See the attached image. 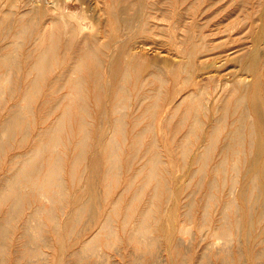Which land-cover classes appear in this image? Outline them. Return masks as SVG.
Instances as JSON below:
<instances>
[{"label": "rangeland", "instance_id": "rangeland-1", "mask_svg": "<svg viewBox=\"0 0 264 264\" xmlns=\"http://www.w3.org/2000/svg\"><path fill=\"white\" fill-rule=\"evenodd\" d=\"M73 12L84 17V20L87 24L85 28H80L79 26H77L75 20H72L69 18V14ZM60 14H64L66 21L60 18L61 16ZM23 15H25V17ZM1 18H3L4 21ZM15 19L17 20V22ZM22 19L24 22L21 21ZM131 20H132V23H130ZM0 21H1L0 22V46H1L0 50H2L0 52L6 51L5 50L6 48L2 49V47L5 46L4 44L7 43L6 41H16V40L19 41L20 40L19 42L20 48L18 51V53L20 52V54L18 55L20 58L19 60H20V66H21L19 67V65H17L15 67H19V69L13 67L14 70L12 68L10 69L11 71L9 72L13 75V77L12 75H10L11 79L15 78L14 81L16 80L15 81L16 84L14 83L13 80H11V82L9 83L8 82L3 83L5 84V86L3 84H2L3 86H0V88H2L0 89V91H3V93L0 92L1 94L0 95V125L4 124V118L7 117V114H10L12 112L11 106L14 104H18L20 99L24 97L23 93L25 92V90H27L28 87L30 88L31 92L36 91L35 93L32 92V94L28 98L29 100L27 99L26 101L20 102L21 106H23L24 104H28L27 106H23V111L25 113L22 118L23 119L25 118L24 120L21 119L19 123L16 122V124L13 123L12 125H10L11 127H9L7 130H4L5 133H2L3 131L1 128L3 127L0 126V131H1L0 132L1 134L0 135V188L2 187V184L6 185V183L3 181H6L5 179H6V176H8L7 174L9 173V171L11 173V171L15 169L13 167H16L17 160L22 159L23 158L22 155L27 154L32 149H35L40 139L39 135L42 136L44 134L43 132H45V129L54 126L57 121L56 119H58L59 116H61L62 120H64L67 118V115L69 113L71 115L73 111H75L74 113H77L78 111L82 112L83 113V114L81 113L82 118H84L85 116V118L82 119L80 116H78L79 112L76 115L73 114V116L75 115L74 117L69 115L68 118L69 117L71 118L70 124H69L70 118L69 119L67 118L66 120H64V124L62 125V128L59 133L60 134L59 137L62 139L60 140L59 138L58 142L61 141V144L60 143L58 144L61 147L58 145L59 147L58 146H57L58 148L56 147L57 150L54 147L56 151V152L54 151V153H61L62 158L64 155L62 154V151L65 150L64 151L65 155H68V156H64L65 159L66 157H68V159H66L67 161L64 162L63 160L65 159L64 158L62 159L63 161L62 164L63 163L65 164V165H62V179L65 180L66 187L69 189V193H70V196L68 195L69 196L68 200L64 199V202H63L62 199L59 200V198L57 199L55 198L56 201L52 202V199H51V203H50V199L45 198L42 194H40L39 190L36 191L37 190L36 188L33 189L30 186H29L30 188H28V186H26L27 188H25V186L23 185L22 188H25V189H22V199H21L22 205L19 209L20 212L17 213L18 216L16 215V213L12 215V212L14 210L11 207V204L13 203V198L8 200L5 203L4 202L0 203V225H2V223H5L6 226L7 225L10 226L9 229H8L9 226H7L8 231L6 230V232L0 231V261L2 260L0 264H17V263L18 264H76V263L77 264H105V263L106 264H112V263L114 264H264V240L263 241L261 240L262 237H263L262 239H264V234H262L264 233V229H263L264 228V222H263L264 216L262 217L259 216L260 214L264 215V211H263L264 210L263 208L264 200L261 201L262 199H264V197L262 198V196H264V187H262V185H264L263 183L264 182V177H263L264 176V166H263L264 165V153H263L264 152V125L262 124L264 123V113H263L264 112V78H263L264 77V74H263L264 73V42H263L264 41V0H0ZM25 22H27L29 25L32 22L30 25L31 30L29 28V25L26 24L28 25L26 32L27 30L28 32L26 33L24 31L18 37L19 29L22 28L21 26L25 25ZM125 22L127 24L130 23V25L125 24ZM33 26H35L34 27L35 29L33 28ZM15 27H18V28L16 29ZM9 29H11L12 31L14 29V31L12 32ZM50 31L52 32V35H50L51 34ZM9 32H12L13 35ZM15 32L16 34H14ZM4 34L8 35V37H6ZM15 37H18V39ZM38 37L39 39L37 42L36 39ZM32 42L33 44H31ZM52 42H54V44L56 45L54 46L53 48L54 50L52 51L48 59L49 61L47 60L45 64L41 65V67L39 68L35 67L34 62H33L34 67H33L32 75L29 76L27 79L28 67L30 68V65L26 62V59H27L26 57L28 56L27 53L30 50H32L31 47H34L33 50L36 48L34 50V53L39 50L37 53L33 54V61H34L36 57L35 55H38V53L40 52V47L43 46V48H46L45 46ZM94 42H96L97 44ZM90 46L93 49L89 48ZM201 47L202 48L204 47V50H202ZM196 48L198 49L199 52L196 50ZM88 49L89 50L92 49L93 51L92 50L88 51ZM200 50L202 52H200ZM249 51H251V53ZM94 52H95V56L93 55ZM91 56H93L92 58H96L98 60L96 62L100 63L101 61L103 64L96 63L95 62L96 59H92ZM21 58H22V61H21ZM258 59L260 60L257 61ZM85 60L86 62L84 63ZM80 62H82L81 65L83 66V68L82 66L80 67V64H79ZM155 62H157V64ZM76 63L78 64L77 66H75ZM256 63H259V64H256ZM25 65L27 67H25ZM253 65H255V67H253ZM78 66L79 68H77ZM194 67L196 69H194ZM246 67L247 69H245ZM20 68H22L21 70L22 72L20 71ZM191 68L193 69L191 70ZM254 68H256L257 71ZM15 69L17 71H15ZM72 69H76L75 71L76 73ZM163 69L165 70V72L163 71L164 73L162 72ZM158 70H160L161 72ZM247 70L248 72L250 71V73H248ZM3 71L5 70H1L0 72H3ZM13 71L19 74L13 73ZM257 72L259 73L262 72L263 75L258 74ZM125 73H127V75ZM153 73H156L157 75H159L158 76L159 79L163 77L164 81L157 80V78L154 77ZM156 74L155 76H157ZM234 74L235 75L237 74V75L234 76ZM61 75L63 76V78H61L60 80ZM16 76L21 79H18ZM33 76H36L37 79L36 77H33ZM64 76L67 81L64 80L65 79ZM231 76L233 79L231 78ZM32 77L34 78L33 79L34 83H31ZM38 77L40 78L39 80H38ZM72 77L75 79L78 77L82 78L83 80L82 84H83V87H85L84 89L85 91L83 90V88L80 89L81 87H79V86H82L80 85L82 81L79 80V78L77 79L78 81H76ZM237 78L238 80L248 78L247 80H251L253 82L249 81L250 84L246 88L243 87L242 89L241 88L236 89ZM70 80H72L71 81L72 83L70 82ZM208 80H210L209 83L206 82ZM79 81L81 82L79 83ZM259 81H261L262 83L261 82L259 83ZM76 82L79 83V86L77 85L78 83L76 84ZM206 83H208L209 85ZM232 83L233 85H231ZM9 84L11 86L14 85V90L16 89L15 91L16 93H14V95L10 93V88L8 91L7 86ZM59 84L60 86L61 85L62 86L60 87ZM73 84L77 86L75 87L76 90L73 87L74 86ZM202 84L205 85V88L203 87ZM227 84H229L228 85L229 87L226 86ZM52 85L53 86L55 85V87H53ZM35 86L37 87V89ZM222 86L225 88H222ZM3 87H6V88H3ZM57 87L59 90L58 93L60 94L56 93ZM71 87L73 88V90L70 89ZM201 87H203L204 90ZM78 88L80 90V93L76 92ZM217 88L219 89V91ZM122 89H125V90H122ZM81 90H83L85 94L84 93L81 94L82 92ZM72 91L74 92V94H72L73 93ZM192 91H194L193 93H196V94L198 91L199 92L202 91V94L201 92L200 93L198 92V94H201L202 96L201 101H203L202 106L199 107L198 111L195 110L197 109L195 107L196 96L191 95L193 94L191 93ZM206 92H207V95H206ZM75 93H77V96H78V93L79 95H81V96H78L77 100H76L77 96H74L76 95ZM159 93L161 95H159ZM189 93H190L189 96H192V98L194 97L195 98L192 99L191 97L186 95ZM7 94H9L10 96L13 95L12 96L13 99H11L12 97H10ZM61 94H63L64 97H62ZM68 94H72V96ZM144 94H147L146 95L147 99L150 98L148 99V101H146L147 99L145 98V96H143ZM151 94L152 96H148ZM82 95H84V97H82ZM203 95L204 96L206 95L207 97L206 96L204 97ZM218 95L220 96L219 98H217ZM240 95H243V98ZM257 95L258 97L256 99ZM31 96L32 98H30ZM59 96L61 98V101L64 99L65 102L63 101L61 102ZM68 97H71L70 100L72 99L74 100H72L71 102ZM119 98H121L120 100L122 101H120ZM204 98L205 99L208 98L207 102L208 100L209 102L207 104L209 105L208 108L210 110L207 108V104H204L206 103V100ZM258 98L260 100H258ZM46 99H48L50 102ZM79 99H81L80 101H83V102H80V104L78 103ZM139 99L140 100L144 99L146 103L147 102L149 103L147 104L145 102L142 103L143 100L140 103ZM155 100L157 101V103ZM235 100L239 102L238 106H236L237 101L235 102ZM240 100H242L241 103H240ZM57 101H59L60 103H57ZM180 101L182 105L180 104ZM210 101L212 102V104H210L211 103ZM116 102L117 103L122 102L120 107H118L119 104H116ZM63 103L64 105L69 104L70 106L73 105L74 107L72 106V109H68L69 105H65L66 106L65 107L63 106ZM81 103H85L82 105L83 106L86 105V106L85 107L79 106L81 105ZM151 103L153 105L156 103L157 105L156 106L154 105L155 107H152L153 105ZM245 103H247L248 107H250V111H248L250 113V117H248V119L249 118L251 120L253 119V122H251V120H249L248 122H250L249 125L252 126V128L254 126V130L253 129L251 130L250 128L247 131L251 130L253 133L250 134V132H246V134L244 135L246 136V139L248 140L251 139V136L253 140L254 139L256 141L260 140L259 143L263 144L262 145L263 147L262 149L258 150L257 147L255 146L246 147L243 145L244 146L243 147L241 146V144H238V145L234 144V146L228 149L229 150L228 152L227 148L229 147L225 145L228 142L229 138H231L232 136V133L230 132L234 131V127H235L233 124V127L230 128V125L232 126V123L236 121L235 119L237 118L239 119L238 114H240L239 112L242 111V107L247 108ZM54 104L55 105L59 104L58 106L59 109H56L57 105L55 106ZM179 104L181 107L180 106L177 107V105ZM4 105L6 107H4ZM234 105H235V109L233 110ZM239 105L241 106L240 110L238 108L240 107ZM243 105H245V107ZM31 106L32 108H30ZM51 106H54V107H51ZM204 106L207 108V109L205 108L207 113L203 109ZM24 107L27 109H24ZM80 107L81 108L83 107L82 110L84 112L81 111ZM115 107L116 108L118 107V108L115 109ZM124 107H126V109ZM77 108L78 109L80 108V109L78 110ZM49 109H50V112L54 110L53 111L54 114H52L51 116L49 115L50 112L48 113ZM123 109L126 113H123L124 112ZM146 109L148 113H145V116H144V112L146 111ZM148 109H151V110L149 111ZM67 110L68 112L71 110V112L66 113ZM114 110L115 112H117L116 110H118V112L115 113ZM184 110L186 111L185 112L186 114H184ZM85 111L86 112L88 111L89 116L87 115ZM177 111L178 113H176ZM195 111H197L198 113ZM230 111H234L233 113L235 116L233 118H232L233 113H231ZM63 112L64 114H62ZM187 113L189 115H187ZM196 113L197 115H199V113L201 114L200 116H196ZM220 113H222L223 116ZM225 113L229 117H226ZM152 114L154 115L152 116ZM56 115H59V116L57 117ZM62 115H64V117ZM120 115L122 117H120ZM180 115H181L180 117L181 120L179 118ZM123 116H126V117L124 118ZM79 117L83 121L80 120ZM185 117H187V119L184 120L183 118ZM194 117L195 119L196 118L199 119L198 123L201 120L205 124L202 122L203 125H201V122H200V125H201L200 126L198 123L194 121L195 120L193 119ZM48 118H49V121L47 120ZM214 118L216 119L214 120ZM219 118H220V122L222 121L221 123L218 121ZM223 118L228 119V121H225L227 122L226 124ZM85 119L88 123L84 121ZM116 119H121V122H119ZM182 119L184 122L182 121ZM190 119L191 120L193 119V120L190 121ZM122 120L125 123L124 122L122 123ZM150 120L152 121V124L151 123L149 124V122H151ZM177 120H179L180 122ZM80 121L83 123H81ZM193 121L196 124H193V127H192V123H194ZM115 122H117L118 125ZM135 122H139L138 123L139 125L136 126ZM114 123L116 124L115 127L119 126L121 127L120 129L123 128L122 131L118 127L114 128ZM146 123L148 124L146 125ZM181 123H183L182 126H181ZM252 123L253 125H251ZM71 124H72V127L70 126ZM119 124H121V126ZM214 124L219 126L218 128L219 129L221 128L222 131L217 130L216 132L215 129H218V128L216 127L214 128L213 126ZM148 125L150 126L151 129L154 128L155 130L149 129V132L142 131L144 129H147L148 127L146 126ZM184 125L186 128L184 127ZM225 125H228V127L226 126V128L224 127L225 129H223L222 127ZM77 126H80V131L82 130V132H79V134H77L78 129H79V127ZM105 126H106V129H105ZM196 126H198L197 129L194 128ZM81 127L87 128L88 131L86 132L85 131L86 129L83 130ZM202 127L204 128L203 129L204 131L202 130ZM193 128L196 130H194ZM257 128L258 129L260 128L261 132ZM14 129L15 131H13ZM112 129L113 131H111ZM116 129L117 131L120 130L121 132H117ZM18 130L19 132L21 131V133H19ZM189 130H192L190 131L191 133L186 132ZM223 130L226 131L225 133L227 134L225 133L223 134L224 132ZM61 131L64 132L65 134L67 133L66 135H69L70 138H68V136H66L64 133L62 134ZM83 131L85 132V134L83 133ZM193 131L194 132L196 131L194 133L195 134L194 136H193ZM201 131H202V134H201ZM208 131L211 132V135H210V132L208 133ZM218 131L222 132L221 135H219L220 132L218 133ZM72 132L75 134H73ZM133 132H134V135H133ZM144 133H147V134H144ZM212 133L214 134L215 138ZM185 134L186 135L189 134V137H186ZM222 134L225 138L222 136ZM254 134H256V137ZM257 134L259 135L257 136ZM62 135L63 136L65 135V137H61ZM190 135H192L193 137ZM203 135L204 137L206 136L205 140H204V137L202 138ZM226 135L228 136L226 137ZM72 136H73V139H72ZM109 136L111 138H109ZM133 136L136 139H140V140L136 143L135 141L136 139ZM198 136L201 141H199ZM221 136H222L221 140H223L224 138L223 142L219 141ZM83 137L85 139H83ZM122 137H124L125 139ZM153 137L154 138L156 137L155 138L156 140ZM182 137L185 139H183ZM216 137H219V139H216ZM81 138L83 139V141L85 140V142H87V146H85L86 145L85 142L79 143ZM86 138H87V141H86ZM186 138L187 139L189 138L188 140L191 141L190 145L187 144V142L185 141ZM104 139H106V142H107V139H114L115 141H119L121 143L120 144L121 147L120 145H117V148H115V151L117 153L113 150L114 154L116 153L115 155H117V156H114V159L117 160L116 163L114 160V163L116 165H114L113 162H112L113 165L109 164L111 163L110 161L108 162L109 155L107 154L109 153L108 151L111 149L110 147H108V145L106 146L104 145L106 144V142L102 143L105 141ZM76 140L78 141L77 142L78 146H77V143H75ZM214 140L217 143H215ZM131 141L132 142L135 141V142L132 143ZM140 141H142V143ZM181 141H183V144L186 142L185 145L187 144V147L183 144L181 145V147H179V145L182 143ZM71 142H72V145L70 147V144L68 143H71ZM203 142H205V144ZM64 143H66V146L68 149H63L65 145ZM116 143L119 144L118 142ZM134 143L137 145L136 147L138 149L139 148H142V149H139V150L135 149L136 147H134L135 146ZM199 143L200 144L202 143V144L200 145ZM153 144L154 146L156 145L157 148L154 147ZM203 144H204V147L206 146L205 147L206 150L204 149ZM215 144L216 145L218 144V145L216 146ZM75 145L77 147H75ZM81 146H83V148ZM85 147H86V150L84 152L83 150L85 149ZM105 147L106 149H104ZM207 147H209L208 148L209 151L207 150ZM221 147L222 148L227 147V148L226 149L223 148L222 149L223 151H222ZM241 147L242 148L246 147V149L250 147L249 149L251 150L242 149ZM183 148L188 149L189 151L188 150L185 151V149L183 150ZM201 148H202V151H201L202 153L199 152ZM212 148H214L213 153L211 151ZM235 149L236 151H234ZM74 150L75 151L77 150V151L75 152ZM147 150L149 153L147 152ZM181 150L185 151V153H183V151L181 152ZM203 150L205 151L204 153H203ZM237 150L239 151V153H236ZM79 151H81V153H77ZM142 151L144 152L142 153ZM154 151L158 155H155ZM158 151L163 156L162 155L159 156L160 154ZM249 151L250 152L252 151L251 152L252 154ZM50 152L51 151H48L47 153V151H45L39 157L38 162L40 163L43 161L42 163H40L42 164V166L44 165L42 167L44 168L43 170L47 169L49 166L51 159L48 160V158L52 157L51 155L52 153ZM137 152L140 153L141 156ZM146 152L148 154L147 156L144 154ZM208 152H209V155L210 153L212 155L208 156ZM231 152H233V154H230ZM240 152H242V154ZM132 153H134V155H136L137 153L140 157L135 158L133 157L134 155H132ZM181 153H183V155ZM226 153H228V155ZM254 153L255 154L261 153L263 156L261 154L260 156L257 154L255 156ZM74 154L76 155V159L75 157L73 158V156H75ZM200 154H201V158H200ZM244 154L246 155L244 156ZM17 155H19L20 158H17L18 157ZM47 155H48V158H46ZM83 155H85L84 156L85 158L83 157ZM148 156L152 158L155 157L156 159V161L154 162L155 164L154 163L150 164V162L152 161H150L151 158L149 159ZM211 156L212 158H210ZM225 156H227L228 158ZM183 157L185 160L181 159ZM243 157L244 158L248 157L246 159L247 161H245ZM259 157L262 159H260ZM14 158L15 160H13ZM69 158L70 159L72 158L71 160L74 159L73 162L78 159V162L72 166L73 162ZM253 158L255 160H253ZM256 158H259V159H256ZM146 160L149 162H144ZM157 160H159V162L163 161L164 163H159ZM218 160L220 161V163L218 162V164H216ZM257 160H258V163H257ZM204 161L206 165H204ZM224 161L227 163H225ZM80 162H83V164L81 165ZM254 162L257 164H255ZM117 163H118V166H117ZM233 163L236 164L237 166L234 165ZM149 164L153 166L150 168ZM157 164L161 166L159 167ZM250 164H252L253 166ZM154 165L158 166L157 167L158 170H156V166L154 167ZM246 165L248 168L246 167ZM141 166L142 168H140ZM230 166L232 167L236 166V168L239 169L238 172L240 171V173L237 172V174H240V176L237 177V175L235 174L236 171H234L235 167L234 168L231 167L233 169L232 170ZM116 167H117V170H116ZM143 167L145 169H143ZM153 167L154 169H152ZM242 167H244L245 169ZM112 168H114L115 170L113 169L114 170L113 171ZM196 168L200 169V171ZM217 168L219 170H217ZM73 169H75L76 172H74L75 170L73 171ZM142 169L145 171H143ZM201 169H203V171ZM262 169H263V172H261ZM109 170L110 172L113 171V173H110ZM138 170H139V173H141V175L138 174V176H136V174L138 173ZM150 170L151 171L156 170V171H153L151 173ZM193 170H196V174ZM248 170H249V173H247ZM107 171L109 174H107ZM117 172H118V175H116ZM155 172H157L158 174L155 175ZM254 173H257L255 174L256 177L255 176L253 177ZM232 175L233 176L236 175V176L233 177ZM251 176L255 179H252ZM72 178H74V180H72ZM213 178L214 180L217 179L216 180L217 182L213 181L216 184H212L210 186V184L212 183V182L210 183V179H213ZM229 178H232V179L234 178L232 183H234V180H236V185L235 183L233 185L235 187L234 188L231 186L230 187L231 189L233 188V190L237 189L238 192L235 190L234 191L236 193L233 190L228 192V190H230L228 188L229 185H232L231 183L232 179H229ZM146 179H148L149 181L147 182ZM150 179L153 183L150 181ZM226 179H228V181H226ZM130 181L131 182L133 181V183H130ZM198 181H201L198 184L199 186L197 185ZM223 181H226V183H222ZM249 181L250 182L253 181L255 183L257 182V184L252 183V182L249 183ZM128 182L129 184L131 185L134 184V185L131 187L128 184ZM246 183H248V185ZM156 184L158 185V187L156 186ZM149 185H151V187ZM154 185L156 187H154ZM216 185L217 186L219 185V187H217ZM241 185L243 187H240ZM252 185H255V188L252 187ZM91 186L93 187L96 186V187L93 188ZM212 186L213 187L215 186L216 189L218 188L217 191ZM77 187L78 189L76 190ZM88 187L93 188L92 190L93 194H92V191H90L91 189L89 190ZM142 187L144 190L140 189ZM144 187H146V189ZM31 188L32 190H30ZM79 188H81V190ZM135 188L137 191L135 190ZM155 188L156 189L158 188L157 189L158 191L156 192L159 195L156 193L157 195L153 199V197L151 196L155 195L154 194ZM250 188H253L255 192L252 191V189ZM242 189H244V191L245 189L246 190L248 189L247 190L248 192L247 191H246L247 193L245 192V196H248L246 200H245L246 197L244 198L243 193L240 194L241 191L243 192ZM18 190L20 189L18 188ZM24 190L26 193H24ZM49 190L50 189L47 190L48 192L47 196L50 195L51 190L50 191ZM210 190H211V193H210ZM250 190L252 191V193ZM257 190L258 192L259 190L261 191L258 193ZM140 191L142 194L140 193ZM137 192L139 193V195ZM144 192L146 193V195L144 194ZM148 192H151V193H148ZM208 192L210 194H207ZM230 192H233V194H231ZM79 194L80 195L82 194L81 196L82 197L84 196V199L80 197ZM251 194L253 196L261 195L259 196L261 198L258 197V199L254 200ZM25 195H26V198H25ZM73 195L75 199L71 198L73 197ZM132 195L135 196L136 202ZM208 195H211V196H208ZM89 196L91 197L88 198ZM93 196L94 198H92ZM212 196H215V198L214 197L210 198L211 200L213 199V201L209 200V197H212ZM233 196H234V200L236 198H237L236 201L238 200L237 202L235 201L236 206L233 201ZM131 197H133L134 202ZM141 197L143 198V200ZM205 198L208 199L209 204L206 203L207 201L205 202L206 200ZM61 200L62 202H60ZM79 200L81 201L80 202L81 205L79 203ZM129 200L130 201L132 200L131 203ZM258 200H259V203H258ZM10 201H11V204L9 203ZM71 201H73V203ZM83 201H85L86 203ZM89 201H92L93 204H91ZM114 201L116 203H113ZM141 201L143 203H141ZM168 201L170 203H168ZM227 201L229 202L233 201L230 203L232 208L231 206L229 209L227 208L229 206L228 205L229 202ZM190 202L192 203L190 204ZM251 202L254 205H251L252 204ZM54 203L55 205H53ZM87 203L92 206L91 209L89 208L90 205L89 206L86 205ZM112 203L115 204L114 206L116 207V210L114 207H112L113 206ZM237 203L239 206L238 208H237ZM29 205L30 207H27ZM51 205L55 207L54 209L56 210L57 219L60 222L59 223L60 228L62 227L61 230L60 228L54 230V222L51 220V218H49L48 213L46 214L45 210L49 207H52ZM60 205L61 207H59ZM94 205L95 206L97 205L98 209L95 208ZM128 205L129 206L132 205V206H130L128 209ZM203 205L206 207L210 205L209 206L210 208L208 207L206 209V207H203ZM36 206H39V207L41 206V208L44 206L45 208V209L43 208V212L44 211L45 212L44 213L42 212V214L37 217V220H40L42 222V225L44 226H42V229H39V230L34 227H30V229L23 230V228L26 226V219L28 215L32 212L30 210H35ZM75 206L76 208H74ZM81 206L83 207L85 206L86 210L85 209L80 210L81 213H78L77 211L79 210L78 207H81ZM254 206H256V208H254ZM124 207H127L126 208L127 210ZM146 207H148L149 209ZM204 208L207 211L206 214H205ZM258 208L259 210L257 211ZM75 209H77L76 210L77 212L75 211ZM146 209L150 210V212L149 211L146 212L147 211ZM69 210H71L70 213H69ZM236 210H238L237 213H234ZM124 211H126L125 213L127 214L128 217L129 215L137 216L139 214L138 215L139 217L133 216V221L134 222L136 221L137 223L136 222L134 223L133 221L130 222L131 216L128 219V217L125 216L126 214L123 213ZM128 211H129V214L127 213ZM223 211H226V212H224L223 214ZM153 213H155V216ZM78 214H81V215H78ZM82 214L84 215L82 216ZM123 214H124V217H123ZM156 214H157V218H156ZM185 214H187V216ZM202 214L203 215L205 214V215L203 216ZM228 214L230 216L232 215L231 218ZM251 214L254 215V216L252 215L253 218L251 217ZM63 215L65 218L63 217ZM223 215L226 216V219H228L229 221L226 220ZM13 216L15 219L13 218ZM144 216H146L147 218ZM221 216L224 217V219L226 220L225 224H223L224 219H222ZM238 216H239V219H238ZM74 217L76 218V220H78L81 217V220L76 221L74 220ZM126 217H127V220H125ZM106 218L110 220L111 222L109 221L106 223V221H108L106 220ZM141 218H145V219L142 221ZM152 218H154L155 221L158 219V221L156 222V225L155 223H152L153 222ZM220 218L223 221L222 220L219 221ZM251 218L253 221L251 220ZM260 218H262L261 221H258ZM150 219H151V222H150ZM249 219H250V222H248L249 223L248 224L247 221ZM69 220H71V222ZM145 220L146 222L148 221L150 225H148V222L146 224L144 222ZM127 221H129V223ZM139 221L144 222L143 226H146V228L143 227L142 225H139L140 223ZM234 221H235V224H234ZM239 221L241 223H239ZM33 222H36V221L33 220ZM33 222H31L30 226H33ZM251 222H253V224ZM71 223H73L74 225ZM100 223L102 224L103 227L104 226L105 227L104 228L101 227ZM104 223L107 224L108 226L104 225ZM250 223L252 224L254 228L250 226L251 225ZM109 224L113 226V229H111L112 231L114 230L112 234L109 230L112 227H109ZM136 224L137 226H135ZM50 225H52V227ZM210 225H213L211 226L212 229L211 228L208 229ZM228 225H229V228H228ZM239 226L241 228H239ZM71 227L74 230H71L70 229ZM132 227H134V229ZM139 227L143 229L142 231H140L142 232L140 234L144 238L137 239L138 237L137 236L135 237V235L131 238V236L133 235V232H136L135 229ZM226 227L228 229H226ZM243 227L246 229L242 230ZM144 228L148 232L147 231L143 232ZM213 228L214 229L218 228L219 230L217 229V231L216 230L213 231ZM224 228L226 229V231L228 230L229 233L230 232L232 233V235L230 236L233 239L232 243L229 242L231 241L230 237H226L227 235L222 234L223 230H225ZM257 228H259L260 230L262 229V230L261 231L259 229L257 230ZM101 229H104L105 231ZM239 229L241 230L242 234L239 233L240 232ZM37 231H39L41 235L38 234L39 232ZM213 232H215V236L212 237ZM217 232L219 233V235H217L218 234ZM233 232L239 233V234L234 233L236 235L235 236ZM149 233H151V236L155 237L153 238L154 242H152V239H151L152 237L150 236ZM256 233L258 234L260 233V236H258ZM29 234L31 238H28ZM240 235L243 237L241 238ZM35 237L37 239H35ZM158 237H161V238H158ZM236 237H239V239ZM254 238L256 239V241ZM89 239L90 240L92 239V242L95 240V242L92 243L90 242ZM248 239L250 240L249 243L247 242ZM34 240L35 242L33 243ZM155 240H158V241H155ZM222 240L224 241V243L222 242ZM30 241H32V243ZM143 241L145 243H143ZM177 242L180 244V246ZM228 242L230 243L229 245H227ZM241 242H242V245H241ZM146 243H148L149 245L151 244L152 246L151 245L149 246L147 244L148 245L147 247L152 248V249L148 250V248L146 247ZM24 244H26L27 246ZM86 244L87 246L92 247L90 248V250H93V249L97 250L98 253L96 252V255L86 254L87 256L83 257L85 256V254H82L78 251L81 249V247H84ZM156 244L158 245V247H156L157 246ZM154 247H155V250H154ZM206 248L207 249L209 248V249L207 250ZM1 249L3 250L1 251ZM240 250H242L241 252L242 254L240 253ZM76 251L79 254L76 255L75 254ZM45 253L46 254L48 253V255H45ZM254 254H258V255H254ZM240 255H243V258H241L242 256L240 257Z\"/></svg>", "mask_w": 264, "mask_h": 264}, {"label": "bare ground", "instance_id": "bare-ground-1", "mask_svg": "<svg viewBox=\"0 0 264 264\" xmlns=\"http://www.w3.org/2000/svg\"><path fill=\"white\" fill-rule=\"evenodd\" d=\"M44 4H45V3H44ZM15 5H16V4H15ZM57 5H58V4H57ZM51 6H52V4H51ZM54 6H55V5H54ZM13 13H14V12H13ZM17 13H18V12H17ZM60 15H61L60 18H62L64 21H66V19H65V17H64V14H60ZM7 16H9V15H7ZM23 16L25 17V15H23ZM23 16H21V17H23ZM5 17H6V16H5ZM14 17H15V16H14ZM16 17H18V16H16ZM69 18L72 19V20H75L77 26H79L80 28H85V27L87 26V24H86V22H85V20H84V17L81 16V15H79V14H77V13H75V12L69 14ZM129 18H130V17H129ZM1 19L3 20V18H1ZM24 19H25V18H24ZM127 19H128V18H127ZM15 20H16V19H15ZM3 21H4V20H3ZM21 21H23V19H22ZM21 21H20V23H21ZM0 22H1V21H0ZM16 22H17V20H16ZM23 22H24V21H23ZM27 22H28V21H27ZM27 22H25V25L21 26L22 28L19 29V35L17 34L18 37H19L20 34L23 33L24 31L26 32L27 26L29 25ZM18 23H19V22H18ZM29 23H30V22H29ZM31 23H32V22H31ZM31 23H30V25H31ZM130 23H132V20H131ZM130 23L127 24V23L125 22V24H127V25H130ZM22 24H23V23H22ZM22 24H21V25H22ZM26 24H28V25H26ZM30 25H29V28H30ZM11 26H12V25H11ZM13 26H14V25H13ZM19 26H20V25H19ZM34 27H35V26H33V28H34ZM10 28H11V27H10ZM13 28H14V27H13ZM15 28L17 29L18 27H15ZM54 28H55V27H54ZM34 29H35V28H34ZM9 30H11V29H9ZM9 30H8V31H9ZM30 30H31V28H30ZM8 31H7V33H8ZM11 31H12V30H11ZM13 31H14V29H13ZM13 31H12V32H13ZM15 31H17V30H15ZM32 31H33V30H32ZM51 31H52V30H51ZM51 31H50V33H51L50 35H52V32H51ZM12 32H9V33L12 34ZM27 32H28V30H27ZM27 32H26V33H27ZM26 33H25V34H26ZM11 34H10V35H11ZM14 34H16V32H15ZM4 35H5V34H4ZM10 35H9V36H10ZM12 35H13V34H12ZM5 36L8 37V35H5ZM94 36H95V35H94ZM18 37H15V38L18 39ZM9 38H10V37H9ZM30 39H31V38H30ZM34 39H35V38H34ZM38 39H39V37L36 39L37 42H38ZM1 41H2V40H1ZM4 41H5V40H4ZM215 41H216V40H215ZM6 42H7V43H6ZM6 42H4V43H6V44H4L5 46L2 47V49H3V48H6V49H5L6 51L0 52V69H1V70H5V71H3V72H0V86H3V85L5 86V84H3V83H6V82L9 83V82H11V80L14 81L15 78H14V79H11V76H10V75H12V74L9 73V72L11 71L10 69H12L13 67H15V66H17V65H19V67H21V66H20V60H19L20 58H19V55H18V54H20V52L18 53L19 48H20V47H19V46H20V43H19L20 40H19V41H18V40H16V41H6ZM263 42H264V41H263ZM22 43H23V42H22ZM22 43H21V44H22ZM94 43H96V42H94ZM18 44H19V45H18ZM31 44H33V42H32ZM34 44H35V43H34ZM37 44H38V43H37ZM96 44H97V43H96ZM193 44H194V43H193ZM55 45H56V44H54V42H52V43L46 45V46H45L46 48H43V46H41V47H40V52L38 53V55H35L36 57H35V60H34V61H33V54L37 53L39 50H38V51L36 50L37 52L34 53V50H35L36 48L33 50L34 47H31L32 45L30 46V47L32 48V50L29 49V50H30V51L28 52L29 54L27 53L28 56L26 57V58H27V59H26V62L30 65V68L28 67V72H27L28 75H27V79H28L29 76L32 75L33 67H34V66H33V62H34L35 67H38V68L41 67V65L45 64V62L49 59V57H50L52 51L54 50L53 48H54ZM204 45H205V44H204ZM204 45H203V46H204ZM195 46H196V45H195ZM195 46H194V47H195ZM197 46H198V45H197ZM0 47H1V46H0ZM199 47H200V46H199ZM257 47H258V46H257ZM37 48H38V47H37ZM89 48H92V47L90 46ZM138 48H139V47H138ZM201 48H202V47H201ZM7 49H8V50H7ZM92 49H93V48H92ZM92 49H90V50H92ZM205 49H206V48H205ZM256 49H257V48H256ZM90 50L88 49V51H90ZM196 50L198 51L197 48H196ZM202 50H204V47L202 48ZM0 51H2V50H0ZM84 51H85V50H84ZM92 51H93V50H92ZM92 51H91V52H92ZM194 51H195V50H194ZM251 51H252V50H251ZM251 51H249V52L251 53ZM254 51H255V50H254ZM198 52H199V51H198ZM200 52H202V51L200 50ZM192 53H193V52H192ZM196 53H197V52H196ZM259 54H260V53H259ZM259 54H258V55H259ZM89 55H90V54H89ZM93 55L95 56V52H94ZM190 55H191V54H190ZM87 56H88V55H87ZM251 56H252V55H251ZM92 57H93V56H91V58H92ZM133 57H134V56H133ZM188 57H189V56H188ZM248 57H249V56H248ZM259 57H260V56H259ZM52 58H53V57H52ZM88 58H90V57H88ZM244 58H245V56H244ZM246 58H247V57H246ZM253 58H254V57H253ZM29 59H30V60H29ZM54 59H55V58H54ZM92 59H96V58H92ZM259 60H260V59H258L257 61H259ZM21 61H22V58H21ZM48 61H49V60H48ZM77 61H78V60H77ZM96 61H98V60L96 59L95 62H96ZM245 61H246V60H245ZM255 61H256V59H255ZM24 62H25V60H24ZM24 62H23V63H24ZM85 62H86V60L84 61V63H85ZM248 62H249V61H248ZM77 63H78V62H77ZM77 63H76L75 66L78 65ZM81 63H82V62L79 63V64H80V67L82 66ZM96 63H99V62H96ZM100 63H102V62L100 61ZM100 63H99V64H100ZM155 63L157 64V62H155ZM259 63H260V62H259ZM259 63H256V64H259ZM21 64H22V63H21ZM86 64H87V63H86ZM86 64H84V65H86ZM102 64H103V63H102ZM102 64H101V65H102ZM242 64H243V62H242ZM136 65H137V64H136ZM142 65H143V64H142ZM152 65H154V64H152ZM75 66H73V67H75ZM158 66H159V65H158ZM201 66H202V65H201ZM19 67H15V68H18V69H19ZM25 67H27V66L25 65ZM46 67H47V66H46ZM101 67H102V66H101ZM154 67H155V66H154ZM167 67H168V66H167ZM202 67H203V66H202ZM206 67H207V66H206ZM242 67H243V65H242ZM253 67H255V65H253ZM262 67H263V66H262ZM262 67H261V68H262ZM42 68H43V66H42ZM77 68H79V66H78ZM82 68H83V66H82ZM108 68H109V66H108ZM200 68H201V67H200ZM251 68H252V66H251ZM261 68H260V69H261ZM34 69H35V68H34ZM45 69H46V68H45ZM104 69H105V68H104ZM160 69H162V68H160ZM165 69H166V68H165ZM169 69H170V68H169ZM172 69H173V68H172ZM192 69H193V68H191V70H192ZM194 69H196V68L194 67ZM197 69H198V68H197ZM245 69H247V67H246ZM254 69L256 70V68H254ZM254 69H253V70H254ZM1 70H0V71H1ZM13 70H14V68H13ZM21 70H22V68H20V71H21ZM26 70H27V69H26ZM35 70H36V69H35ZM35 70H34V71H35ZM39 70H40V69H39ZM41 70H42V69H41ZM72 70H74V72L76 71V69H72ZM109 70H110V69H109ZM170 70H171V69H170ZM200 70H201V69H200ZM240 70H241V69H240ZM15 71H17V70L15 69ZM42 71H43V70H42ZM77 71H79V70H77ZM82 71H83V70H82ZM158 71H160V70H158ZM163 71L165 72L164 69L162 70V72H163ZM196 71H197V70H196ZM251 71H252V70H251ZM256 71H257V70H256ZM21 72H22V71H21ZM25 72H26V71H25ZM37 72H38V71H37ZM74 72H73V73H74ZM160 72H161V71H160ZM160 72H159V73H160ZM164 72H163V73H164ZM170 72H172V71H170ZM194 72H195V71H194ZM247 72H248V70H247ZM13 73L19 74V73L14 72V71H13ZM39 73H41V72H39ZM39 73H38V74H39ZM42 73H43V72H42ZM75 73H76V72H75ZM103 73H104V72H103ZM248 73H250V71H249ZM257 73H258V74H262V72H260V73L257 72ZM16 74H15V75H16ZM35 74H36V73H35ZM35 74H34V75H35ZM38 74H37V75H38ZM62 74H63V73H62ZM123 74H124V73H123ZM125 74L127 75V73H125ZM129 74H130V73H129ZM153 74H154V77L157 78V80H159V81H160V80H163V77L160 78V79L158 78V76H159V75H157L158 72H157V74H156V73H153ZM155 74H156L157 76H155ZM160 74H161V73H160ZM263 74H264V73H263ZM263 74H262V75H263ZM15 75H14V77H15ZM20 75H21V73H20ZM23 75H24V74H23ZM42 75H43V74H42ZM65 75H66V74H65ZM149 75H150V74H149ZM236 75H237V74H236ZM236 75L234 74V76H236ZM244 75H246V74H244ZM256 75H257V74H256ZM152 76H153V75H152ZM252 76H253V75H252ZM252 76H251V77H252ZM259 76H260V75H259ZM12 77H13V75H12ZM16 77H17V76H16ZM20 77H21V76H20ZM24 77H26V76H24ZM24 77H23V78H24ZM33 77H36V76H33ZM33 77H32V81H31V83H34V81H33L34 78H33ZM39 77H40V75H39ZM39 77H38V80L40 79ZM58 77H59V76H58ZM81 77H82V76H81ZM81 77H80V78H81ZM127 77H128V76H127ZM160 77H161V76H160ZM241 77H242V76H241ZM254 77H255V76H254ZM261 77H262V76H261ZM17 78H18V77H17ZM17 78H16V79H17ZM61 78H63L62 75H61V77H60V80H61ZM64 78H65V76H64ZM72 78H73V77H72ZM78 78H79V77H78ZM78 78H76V79L73 78V79H75L76 81H78V80H77ZM80 78H79V80H81L82 82L79 81V83L81 82L80 85H82V86H79V83H78V82H76V84L78 83L77 85H78L79 87H81L80 89L83 88V90H84L85 87H83V84H82V83H83V80H82L83 77H82L81 79H80ZM128 78H129V77H128ZM231 78H232V76H231ZM244 78H245V76H244ZM263 78H264V77H263ZM18 79H21V78H18ZM24 79H25V78H24ZM36 79H37V77H36ZM36 79H35V80H36ZM123 79H124V78H123ZM232 79H233V78H232ZM234 79H236V78H234ZM247 79H248V78H247ZM247 79H239V80H238V78H237V80H236V89H237V88H239V89L241 88V89H242L243 87L246 88L247 86H249V84H250L249 81H251V80H247ZM249 79H250V77H249ZM253 79H254V78H253ZM38 80H37V81H38ZM54 80H55V79H54ZM62 80H63V79H62ZM64 80H66V78H65ZM64 80H63V81H64ZM145 80H146V79H145ZM155 80H156V79H155ZM202 80H203V79H202ZM227 80H229V79H227ZM15 81H16V80H15ZM15 81H14V83H15ZM29 81H30V80H29ZM66 81H67V80H66ZM71 81H72V80H70V82H71ZM163 81H164V80H163ZM209 81H210V80H208V81H206V82L209 83ZM220 81H221V80H220ZM220 81H219V82H220ZM224 81H225V80H224ZM25 82H26V81H25ZM53 82H54V81H53ZM99 82H100V81H99ZM226 82H227V81H226ZM251 82H253V81H251ZM254 82H255V81H254ZM260 82H261V81H259V83H260ZM27 83H28V82H27ZM71 83H72V82H71ZM73 83H74V82H73ZM160 83H162V82H160ZM208 83H206V84H208ZM227 83H228V82H227ZM233 83H234V82H233ZM233 83H232L231 85H233ZM261 83H262V82H261ZM2 84H3V85H2ZM10 84H12V83H10ZM10 84H9V85H10ZM15 84H16V83H15ZM36 84H37V83H36ZM60 84H61V83H60ZM60 84H59V86H60ZM64 84H65V83H64ZM199 84H200V83H199ZM219 84H221V83H219ZM229 84H230V83H229ZM229 84H227L226 86H228ZM9 85H8V86H9ZM20 85H21V84H20ZM34 85H35V84H34ZM55 85H56V84H55ZM55 85H54V86L52 85V86L55 87ZM57 85H58V84H57ZM65 85H66V84H65ZM69 85H70V83H69ZM73 85H74V86H73L74 88L77 87L75 84H73ZM202 85H203V87L205 88V85H204V84H202ZM208 85H209V84H208ZM222 85H223V84H222ZM8 86H7L8 91H9V88H10V93L14 95V93H16V92H15L16 89L14 90V85H13V86L10 85L9 87H8ZM24 86H25V85H24ZM61 86H62V85H61ZM61 86H60V87H61ZM67 86H68V85H67ZM71 86H72V85H71ZM84 86H85V84H84ZM120 86H121V85H120ZM120 86H119V87H120ZM122 86H123V85H122ZM206 86H207V85H206ZM33 87H34V86H33ZM35 87H36V86H35ZM139 87H140V86H139ZM203 87H201V88L203 89ZM208 87H209V86H208ZM217 87H218V86H217ZM220 87H221V86H220ZM228 87H229V86H228ZM228 87H227V88H228ZM3 88H6V87H3ZM20 88H21V87H20ZM62 88H63V87H62ZM64 88H65V87H64ZM117 88H118V87H117ZM140 88H141V87H140ZM201 88H199V89H201ZM209 88H210V87H209ZM222 88H225V87L222 86ZM0 89H2V88H0ZM18 89H19V88H18ZM22 89H23V88H22ZM36 89H37V87H36ZM59 89H60V88H59ZM70 89L73 90L72 87H71ZM119 89H120V88H119ZM156 89H157V88H156ZM199 89H198V90H199ZM206 89H207V88H206ZM206 89H205V90H206ZM217 89H218V88H217ZM250 89H251V88H250ZM260 89H261V88H260ZM4 90H5V89H4ZM20 90H21V89H20ZM60 90H61V89H60ZM75 90H76V88H75ZM78 90H79V88L77 89L76 92H79V93H80V90H79V91H78ZM83 90H81V91H82L81 94L84 93ZM122 90H125V89H122ZM203 90H204V89H203ZM208 90H210V89H208ZM208 90H207V91H208ZM220 90H221V89H220ZM84 91H85V90H84ZM139 91H140V90H139ZM196 91H197V89H196ZM218 91H219V89H218ZM222 91H224V90H222ZM238 91H239V90H238ZM248 91H249V90H248ZM0 92L3 93V91H0ZM32 92L35 93L36 91H32ZM32 92H31L30 88L28 87L27 90H25V92L23 93V94H24V97L20 99V101L18 102V104H14V105L11 106V108H12V112L10 111L11 113L9 112L10 114H7V117L4 118V124L2 123L3 125H0V126L3 127V128H1L2 131H3L2 133H5L4 130H7L9 127H11L10 125H12L13 123H15V124H16V122L19 123V121H20L21 119H23L22 117L24 116V113H25V112L23 111V106H27L28 104H24L23 106H21V105H20V102H21V101H26V100L29 98V96L32 94ZM58 92H59V90H58V87H57V92H56V93H58ZM60 92H61V91H60ZM72 92H73V91H72ZM137 92H138V91H137ZM160 92H161V91H160ZM193 92H194V91H192L191 93H193ZM198 92H199V91H198ZM198 92H197V94H196V93L191 94L192 96H196V99H195V107H196L197 109H195V110H197V111L199 110V107L202 106V103H203V101H201V99H202V96H201L202 91H200L201 94H198ZM200 92H199V93H200ZM239 92H240V91H239ZM251 92H252V91H251ZM6 93H7V92H6ZM53 93H54V92H53ZM70 93H71V92H70ZM79 93H78V96H81V95H79ZM123 93H124V92H123ZM123 93H122V94H123ZM151 93H152V92H151ZM157 93H158V92H157ZM208 93H209V92H208ZM211 93H212V92H211ZM219 93H220V92H219ZM219 93H218V94H219ZM221 93H222V92H221ZM58 94H60V93H58ZM66 94H67V93H66ZM72 94H74V92H73ZM72 94H68V95H71V96H72ZM75 94H76V95H74V96H77V93H75ZM84 94H85V93H84ZM117 94H118V93H117ZM120 94H121V93H120ZM154 94H155V93H154ZM194 94H195V95H194ZM222 94H223V93H222ZM240 94H241V93H240ZM0 95H1V94H0ZM3 95H4V94H3ZM3 95H2V96H3ZM7 95H9V94H7ZM13 95H12V96H13ZM16 95H17V94H16ZM61 95H62V97H64L65 93H64V95H63V94H61ZM146 95H147V94H144L143 96H145V98L147 99V96H146ZM159 95H161V94L159 93ZM186 95L189 96L190 93H189V94H186ZM206 95H207V92H206ZM206 95H205V96H206ZM210 95H212V94H210ZM220 95H221V94H220ZM243 95H244V94H243ZM243 95H240V96H242V98H243ZM9 96H10V95H9ZM12 96H10V97H12ZM78 96H77V98L75 97L76 100L78 99ZM143 96H142V97H143ZM148 96H152V94H151V95H148ZM153 96H155V95H153ZM188 96H186V97H188ZM192 96H189V97L192 98ZM203 96H204V95H203ZM205 96H204V97H205ZM208 96H209V95H208ZM262 96H263V95H262ZM66 97H67V96H66ZM82 97H84V95H82ZM82 97H80V98H82ZM117 97H118V96H117ZM142 97H141V98H142ZM206 97H207V96H206ZM209 97H210V96H209ZM216 97H217V96H216ZM216 97H215V99H216ZM219 97H220V96L218 95L217 98H219ZM257 97H258V95L256 96V99H257ZM4 98H5V97H4ZM15 98H16V97H15ZM19 98H20V97H19ZM30 98H32V96H31ZM59 98H60V96H59ZM59 98H58V99H59ZM68 98H69V100H70L71 97H68ZM139 98H140V97H139ZM145 98H144V99H145ZM152 98H153V97H152ZM194 98H195V97H194ZM194 98H192V99H194ZM11 99H13V97H12ZM120 99H121V98H119V100H120ZM144 99H142L143 101L139 99V100H140V103H141V101H142V103L145 102ZM146 99H145V100H146ZM148 99H150V98H148ZM148 99H147L146 101H148ZM155 99H157V98H155ZM204 99H205V98H204ZM207 99H208V98L205 99V100H206V103H204V104H207V103L209 102V100H208V102H207ZM236 99H237V97H236ZM239 99H241V98H239ZM239 99H238V101H239ZM5 100H6V99H5ZM7 100H8V99H7ZM28 100H29V99H28ZM46 100H48V99H46ZM67 100H68V99H67ZM72 100H74V99H72ZM72 100H70V101L72 102ZM80 100H81V99H79V102L77 101L79 104H80V102H83V101H80ZM116 100H117V99H116ZM187 100H188V99H187ZM225 100H226V99H225ZM242 100H243V99H242ZM242 100H240V103H241ZM258 100H260V99L258 98ZM48 101H49V100H48ZM60 101H61V98H60ZM62 101L65 102L64 99H63ZM62 101H61V102H62ZM120 101H122V100H120ZM155 101H156V100H155ZM236 101H237V100H235V102H236ZM238 101H237V103H236V104H237L236 106H238V104H239ZM249 101H250V100H249ZM256 101H257V100H256ZM256 101H255V102H256ZM7 102H8V101H7ZM10 102H11V101H10ZM49 102H50V101H49ZM49 102H47V103H49ZM68 102H69V101H68ZM71 102H70V103H71ZM77 102H75V103H77ZM84 102H85V101H84ZM188 102H189V101H188ZM210 102H211V101H210ZM245 102H247V101H245ZM45 103H46V102H45ZM57 103H60V102L57 101ZM85 103H86V102H85ZM85 103H81V105H79V106H83L82 104H85ZM145 103H146V102H145ZM147 103H149V102H147ZM147 103H146V104H147ZM156 103H157V101H156ZM156 103L154 104L155 106L157 105ZM262 103H263V101H262ZM61 104H62V103H61ZM116 104H119V106H118V105H117V106L120 107V105L122 104V102H121V103H120V102H119V103L116 102ZM151 104H152V103H151ZM180 104H181V101H180ZM180 104L177 105V107L180 106ZM210 104H212V102H211ZM231 104H232V103H231ZM242 104H243V103H242ZM242 104H241V105H242ZM245 104H246L247 108L245 107V105H243L245 108L242 107V111L239 112V113H240V114H238V115H239V119H238V118L235 119V120H236V121L234 120L235 122L231 121V122H233V123H232V126L230 125V128L233 127V124H234L235 127H234V131L230 132V133H232V136H231V138H229L228 142H227L226 145H225V146L229 147V148L226 147L227 150L230 149L232 146H234V144H236V145L241 144V146L244 145V146H246V147H247V146H255V147H257L258 150L262 149V147H263V146H262L263 144L259 143L260 140H258V139H257L258 141H256L255 139L253 140V139H252V136H251V139L249 138L250 140H248V139H246V136L244 135V134H246V132H250V134H252L253 132H252L251 130H252V129L254 130V126H253V128H252V126L249 125L250 122H248L249 120H251L250 118L248 119V117H250V113L248 112V111H250V107H248L247 103H245ZM5 105H6V104H5ZM5 105H4V107H6ZM8 105H9V104H8ZM30 105H31V104H30ZM54 105H55V104H54ZM56 105H57L56 109H59V108H58L59 104H56ZM56 105H55V106H56ZM65 105H69V104H65ZM65 105H64V103H63V106H65ZM114 105H115V104H114ZM129 105H130V104H129ZM152 105H153V104H152ZM152 105H151V106H152ZM154 105H153L152 107H155ZM181 105H182V104H181ZM72 106H73V105H72ZM72 106L69 105V107H71V108L68 107V109H72ZM85 106H86V105H85ZM85 106H83V107H85ZM115 106H116V105H115ZM147 106H148V105H147ZM151 106H150V107H151ZM210 106H211V105H210ZM239 106H240V105H239ZM28 107H29V106H28ZM51 107H54V106H51ZM51 107H50V108H51ZM61 107H62V105H61ZM65 107H66V106H65ZM73 107H74V106H73ZM83 107H82V108L80 107V108H81V111H83V110H82ZM118 107H117V108H118ZM138 107H139V106H138ZM150 107H149V108H150ZM180 107H181V106H180ZM185 107H186V106H185ZM208 107H209V105L207 104V108H208ZM233 107H234V108H233V110H234V109H235V105H234ZM11 108H10V109H11ZM30 108H32V106H31ZM80 108H79V109H80ZM117 108L115 107V109H117ZM124 108L126 109V107H124ZM129 108H130V107H129ZM174 108H175V106H174ZM202 108H203V107H202ZM205 108H206V107L204 106L203 109L205 110ZM207 108H206V109H207ZM221 108H222V106H221ZM221 108H220V109H221ZM223 108H224V107H223ZM238 108H239V110H240L241 106L238 107ZM238 108H237V110H238ZM256 108H257V107H256ZM2 109H4V108H2ZM8 109H9V108H8ZM24 109H27V108L24 107ZM33 109H34V108H33ZM54 109H55V108H54ZM64 109H66V108H64ZM77 109H78V108H77ZM79 109H78V110H79ZM85 109H86V108H85ZM136 109H137V108H136ZM208 109H209V108H208ZM228 109H229V108H228ZM6 110H7V109H6ZM60 110H61V109H60ZM119 110H120V109H119ZM148 110L150 111L151 109H148ZM176 110H177V109H176ZM185 110H186V109H185ZM185 110H184V114H186V113H185V112H186ZM209 110H210V109H209ZM8 111H9V110H8ZM8 111H7V113H8ZM28 111H29V110H28ZM31 111H33V110H31ZM53 111H54V110H53ZM53 111L50 112V109H49L48 113L50 112V114H49L50 116H51L52 114H54ZM56 111H57V110H56ZM58 111H59V110H58ZM62 111H64V110H62ZM116 111L118 112V110H116ZM123 111H124V109H123ZM197 111H195V112H197ZM201 111H202V110H201ZM201 111H199V112H201ZM228 111H229V110H228ZM67 112H68V110L66 111V113H67ZM69 112H71V110H70ZM69 112H68V113H69ZM74 112H75V111H73V113H72L71 115H70V113H69V114L67 115V118H68L69 115H70V116H73V114L76 115L79 111H78L77 113H74ZM83 112H84V111H83ZM85 112H86V111H85ZM114 112H115V110H114ZM117 112H115V113H117ZM143 112H144V111H143ZM174 112H175V110H174ZM187 112H188V111H187ZM205 112H206V110H205ZM208 112H209V111H208ZM225 112H226V110H225ZM230 112L233 113L234 111H230ZM236 112H237V111H236ZM60 113H61V112H60ZM81 113H82V112H79V113H78V116L81 117V115L83 114V113H82V114H81ZM86 113H87V115H88V111H87ZM86 113H85V114H86ZM123 113H126V112L124 111ZM145 113H148L147 109H146V111L144 112V116H145ZM150 113H151V112H150ZM154 113H155V112H154ZM176 113H178V111H177ZM188 113H189V112H188ZM188 113H187V115H189ZM197 113H198V112H197ZM197 113H196V116H200L201 113H199V115H197ZM203 113H204V111H203ZM206 113H207V112H206ZM206 113H205V114H206ZM216 113H217V112H216ZM222 113H223V112H222ZM222 113H220V114L222 115ZM227 113H228V112H227ZM263 113H264V112H263ZM29 114H31V113H29ZM62 114H64V112H63ZM79 114H80V115H79ZM121 114H122V113H121ZM142 114H143V113H142ZM220 114H219V116H220ZM235 114H236V113H235ZM25 115H26V114H25ZM34 115H35V114H34ZM49 115H48V116H49ZM75 115H74V116H75ZM153 115H154V114H152V116H153ZM176 115H177V114H176ZM225 115H226V113H225ZM232 115H233V116H232V118H233L235 115H234V113H233ZM37 116H38V115H37ZM56 116L58 117L59 115H56ZM62 116L64 117V115H62ZM65 116H66V114H65ZM74 116H73V117H74ZM88 116H89V115H88ZM141 116H142V115H141ZM141 116H140V117H141ZM144 116H143V117H144ZM149 116H150V115H149ZM194 116H195V115H194ZM196 116H195V117H196ZM204 116H205V115H204ZM222 116H223V115H222ZM59 117H60V118H59ZM59 117H58V119H56V120H57L56 123L54 122V123H55L54 126H52V127H50V128H47V127H46L47 129H45V132H43L44 134L42 133V134H43V135H42L43 137H42L41 135H39V138H40V139H39L38 145L36 144L37 146L35 147V149H32V150L29 151L27 154L22 155L23 158H22V159H18L19 161L17 160L16 167H13V168H15V169H13V171H11V173H10V171H9V173H10L11 175L8 173V174H7L8 176H6V179H5L6 181H3V182L6 183V185L2 184V187L0 188V203H1V202H4V203H5V202H7L8 200H10V199L13 198V203L11 204V201L9 202V203L11 204V207L14 209L13 212H12V215H14L15 213H16V215H17V213L20 212L19 209H20V207H21V205H22V204H21V199H22V189L27 188L26 186H28V188H30V187H32L33 189L36 188V189H37L36 191L39 190V191H40V194H42L45 198L50 199V203H51V199H52V202H54V201H56L57 198H59V200L62 199L63 202H64V199H65V200H66V199L68 200V197L70 196L69 189L66 187V184H65L66 182H65L64 179H62V165H65L64 163L62 164V162H63V161H64V162L67 161L66 159H68V157H66V159H65L64 156H68V155H65V152H64L65 150L62 151V154H64V155H63V158L65 159V160L62 161L63 158H62L61 153H54V151H55L54 147L56 148V147L59 145L58 143L61 144V141L58 142V141H59V138H60V137H59V135H60L59 133H60V130H61V128H62V125L64 124V120L67 119V118H66V119L62 120L61 116H59ZM73 117H72V118H73ZM76 117H77V116H76ZM80 117H79V118H80ZM120 117H122V116L120 115ZM123 117L125 118L126 116H123ZM130 117H131V116H130ZM143 117H142V118H143ZM173 117H174V115H173ZM180 117H181V115L179 116V118H180ZM182 117H184V116H182ZM189 117H190V116H189ZM195 117H194L193 119H195ZM217 117H218V116H217ZM226 117H229V116L226 115ZM42 118H43V117H42ZM55 118H56V117H55ZM55 118H54V119H55ZM69 118H70V117H69ZM69 118H68V119H69ZM81 118H82V117H81ZM81 118H80V120L84 119L85 116H84V118H82V119H81ZM117 118H118V117H117ZM146 118H147V117H146ZM171 118H172V117H171ZM198 118H200V117H198ZM251 118H252V117H251ZM24 119H25V118H24ZM24 119H23V120H24ZM37 119H38V118H37ZM75 119H76V118H75ZM75 119H74V121H75ZM90 119H91V118H90ZM149 119H150V118H149ZM183 119L185 120V119H187V117H185V118H183ZM183 119H182V121H183ZM193 119H192V120H193ZM196 119H197V118H196ZM196 119H195L194 121H195L196 123H198V120H199V119H197V121H196ZM215 119H216V118H214V120H215ZM217 119H218V118H217ZM225 119H227V118H225ZM225 119L223 118L224 122H225V121H228V119H227V120H225ZM35 120H36V119H35ZM40 120H41V119H40ZM47 120L49 121V118H48ZM78 120H79V119H78ZM116 120H118L119 122H121V119H116ZM155 120H156V119H155ZM173 120H174V119H173ZM180 120H181V118H180ZM192 120L190 119V121H192ZM41 121H42V120H41ZM44 121H45V120H44ZM82 121H83V120H82ZM84 121H86V119H85ZM147 121H148V120H147ZM150 121H151V120H150ZM177 121H179V120H177ZM194 121H193V122H194ZM218 121L220 122V118H219ZM218 121H217V122H218ZM1 122H2V121H1ZM70 122H71V118H70V120H69V124H70ZM80 122H81V121H80ZM86 122H87V121H86ZM123 122H124V121L122 120V123H123ZM179 122H180V121H179ZM183 122H184V121H183ZM188 122H189V120H188ZM195 122H194V123L191 122V123H192V127H193V124H196ZM200 122H201V125H203L204 122L201 121V120H200ZM200 122L198 123L199 125H200ZM202 122H203V123H202ZM212 122H213V121H212ZM215 122H216V121H215ZM215 122H214V123H215ZM221 122H222V121H221ZM221 122H220V123H221ZM224 122H223V123H224ZM251 122H253V119L251 120ZM256 122H257V121H256ZM256 122H255V124H256ZM259 122H260V121H259ZM261 122H263V121H261ZM27 123H28V122H27ZM54 123H53V124H54ZM65 123H66V122H65ZM72 123H73V122H72ZM75 123H76V121H75ZM78 123H79V121H78ZM81 123H83V122H81ZM84 123H85V122H84ZM87 123H88V122H87ZM87 123H86V124H87ZM115 123H117V122H115ZM115 123H114V128H117V127H118V128L120 129L121 127H119V126H116V127H115V125H116ZM124 123H125V122H124ZM138 123H139V122H135L136 126L139 125ZM150 123L152 124V121L149 122V124H150ZM226 123H227V122H225V124H226ZM228 123H229V122H228ZM69 124H67V125H69ZM147 124H148V123H146V125H147ZM153 124H154V123H153ZM182 124H183V123H181V126H182ZM189 124H190V123H189ZM204 124H205V123H204ZM216 124H218V123H216ZM262 124L264 125V123H262ZM65 125H66V124H65ZM76 125H77V123H76ZM76 125H75V126H76ZM78 125H79V124H78ZM82 125H83V124H82ZM84 125H85V124H84ZM100 125H101V124H100ZM100 125H99V127H100ZM117 125H118V123H117ZM119 125L121 126V124H119ZM124 125H125V124H124ZM185 125H186V124H185ZM185 125H184V127H185ZM199 125H198V126H199ZM201 125H200V126H201ZM220 125H221V124H220ZM223 125H224V124H223ZM251 125H253V123H252ZM70 126L72 127V124H71ZM70 126H69V127H70ZM102 126H103V125H102ZM125 126H126V125H125ZM178 126H179V124H178ZM188 126H189V125H188ZM198 126H196V127H194V128L197 129ZM213 126H214V128H215V127H216V128L219 127V126H217V125H215V124H214ZM226 126L228 127V125H225V126H223L222 128L225 129ZM249 126H250V127H249ZM77 127H79V129H78V133H77V132H76V133L79 134V132H82V130L80 131V126H77ZM83 127H84V126H83ZM85 127H87V126H85ZM131 127H132V126H131ZM134 127H135V126H134ZM143 127H144V126H143ZM146 127H148V128H147L148 130H147V129H144V130H142V131H147V132H149V129H151L150 126L148 125V126H146ZM210 127H211V126H210ZM210 127H209V128H210ZM224 127H225V128H224ZM81 128H82V127H81ZM101 128H102V127H101ZM107 128H108V126H107ZM124 128H125V127H124ZM135 128H136V127H135ZM144 128H145V127H144ZM185 128H186V127H185ZM194 128H193V129H194ZM205 128H206V126H205ZM230 128H229V129H230ZM250 128H251V130H250V131H247V130H249ZM262 128H263V127H262ZM20 129H21V128H20ZM20 129H19V130H20ZM75 129H76V128H75ZM82 129H83V130L86 129V130H85L86 132L88 131L87 128H82ZM105 129H106V126H105ZM105 129H103V130H105ZM122 129H123V128H122ZM122 129H120V130L122 131ZM153 129H154V128H152L151 130H153ZM189 129H191V128H189ZM193 129H192V130H193ZM196 129H194V130H196ZM200 129H201V128H200ZM203 129H204V128L202 127V130H203ZM257 129H258V128H257ZM19 130H18V132H19ZM120 130L117 131V129H116L117 132H121ZM135 130H136V129H135ZM135 130H134V131H135ZM151 130H150V131H151ZM154 130H155V129H154ZM182 130H183V129H182ZM192 130H189V131H186V132L189 133V132L192 131ZM217 130L222 131L221 128H220V129H219V128H218V129H215L216 132H217ZM226 130H227V129H226ZM230 130H231V129H230ZM258 130L260 131V128H259ZM258 130H257V132H258ZM13 131H15V129H14ZM69 131H70V130H69ZM69 131H68V132H69ZM111 131H113V129H112ZM203 131H204V130H203ZM206 131H207V130H206ZM215 131H214V132H215ZM220 131H218V133H219ZM223 131H224V130H223ZM227 131H228V130H227ZM0 132H1V131H0ZM66 132H67V131H66ZM70 132H71V131H70ZM74 132H75V131H74ZM117 132H116V133H117ZM136 132H137V131H136ZM138 132H139V131H138ZM195 132H196V131H195ZM195 132L193 131V136L195 135V134H194ZM209 132H210V131H208V133H209ZM225 132H226V131H224L223 134H224ZM260 132H261V131H260ZM19 133H21V131H20ZM39 133H40V132H39ZM61 133L63 134L64 132L61 131ZM72 133H73V132H72ZM83 133L85 134L84 131H83ZM103 133H104V132H103ZM122 133H123V132H122ZM122 133H121V134H122ZM190 133H191V132H190ZM204 133H205V132H204ZM208 133H207V135H208ZM221 133H222V132H220L219 135H221ZM254 133H255V132H254ZM40 134H41V133H40ZM64 134H65V133H64ZM66 134H67V133H66ZM66 134H65V135H66ZM73 134H75V133H73ZM84 134H83V135H84ZM104 134H105V133H104ZM136 134H137V133H136ZM136 134H135V135H136ZM144 134H147V133H144ZM149 134H150V133H149ZM201 134H202V131H201ZM212 134H213V133H212ZM216 134H217V133H216ZM223 134H222V136H223ZM225 134H227V133H225ZM241 134H242V136H241ZM0 135H1V134H0ZM23 135H24V133H23ZM65 135H64V136L62 135L61 137H65ZM71 135H72V134H71ZM81 135H82V134H81ZM102 135H103V134H102ZM102 135H101V136H102ZM122 135H123V134H122ZM124 135H125V134H124ZM133 135H134V132H133ZM139 135H140V133H139ZM152 135H153V133H152ZM185 135H186V134H185ZM185 135H184V136H185ZM210 135H211V132H210ZM233 135H235V136H233ZM254 135H255V137H256V134H254ZM258 135H259V134H257V136H258ZM3 136H5V135H3ZM66 136H68V138H70L69 135H66ZM154 136H155V134H154ZM182 136H183V135H182ZM190 136H192V135H190ZM193 136H192V137H193ZM196 136H197V135H196ZM213 136H214V134H213ZM222 136L220 137V140H219V141H222V142H223V140H224L225 137L223 136L224 138H223V140H221ZM227 136H228V135H226V137H227ZM260 136H261V134H260ZM260 136H259V137H260ZM1 137H2V136H1ZM21 137H22V136H21ZM93 137H94V136H93ZM102 137H103V136H102ZM124 137H126V136H124ZM124 137H122V138H124ZM133 137H134V136H133ZM133 137H132V138H133ZM137 137H138V135H137ZM148 137H149V135H148ZM151 137H152V136H151ZM186 137H189V134L186 135ZM203 137H204V135L202 136V138H203ZM205 137H206V136H205ZM205 137H204V140H205ZM253 137H254V136H253ZM255 137H254V138H255ZM8 138H9V136H8ZM14 138H15V137H14ZM76 138H78V137H76ZM87 138H88V137H87ZM87 138H86V141H87ZM103 138H104V137H103ZM103 138H102V139H103ZM109 138H111V137L109 136ZM112 138H113V137H112ZM114 138H115V137H114ZM134 138H135V137H134ZM139 138H140V136H139ZM153 138H154V137H153ZM155 138H156V137H155ZM155 138H154V139H155ZM182 138H183V137H182ZM209 138H210V137H209ZM209 138H207V139H209ZM214 138H215V136H214ZM1 139H3V138H1ZM61 139H62V138H60V140H61ZM64 139H65V138H64ZM72 139H73V136H72ZM74 139H75V138H74ZM83 139H85V138L83 137ZM83 139L81 138L80 141H79V143H80V142H85V140L83 141ZM100 139H101V138H100ZM124 139H125V138H124ZM135 139H136V138H135ZM150 139H151V138H150ZM183 139H185V138H183ZM188 139H189V138H188ZM188 139L186 138L185 141L187 142V144L190 145L191 141L188 140ZM198 139H199V136H198ZM207 139H206V140H207ZM211 139H213V138H211ZM216 139H219V137H216ZM230 139H231V140H230ZM8 140H9V139H8ZM37 140H38V139H37ZM37 140H36V141H37ZM67 140H68V139H67ZM104 140H105L104 142H102V141H101V142H102V143H105V142H106V139H104ZM122 140H123V139H122ZM133 140H134V139H133ZM139 140H140V139H136V140H135L136 143H137ZM142 140H143V138H142ZM151 140H152V139H151ZM155 140H156V139H155ZM195 140H196V139H195ZM202 140H203V139H202ZM3 141H4V140H3ZM3 141H2V142H3ZM64 141H66V140H64ZM68 141H69V140H68ZM72 141H73V140H72ZM135 141H133V142H135ZM189 141H190V142H189ZM199 141H201V140L199 139ZM208 141H210V140H208ZM208 141H207V143H208ZM212 141H213V140H212ZM219 141H218V142H219ZM7 142H8V141H7ZM7 142H6V143H7ZM77 142H78V141L76 140L75 143H77ZM116 142H118L119 144H117ZM131 142H132V141H131ZM133 142H132V143H133ZM140 142L142 143V141H140ZM140 142H139V143H140ZM144 142H145V141H144ZM155 142H156V141H155ZM155 142H154V143H155ZM181 142H182V143L179 145V147H181V145L183 144V141H181ZM186 142H185V143H186ZM188 142H189V143H188ZM205 142H206V141H205ZM205 142H203V143L205 144ZM214 142H215V140H214ZM34 143H35V142H34ZM36 143H37V142H36ZM85 143H86L85 146H87V142H85ZM107 143H108V144H107ZM139 143H138V144H139ZM141 143H140V144H141ZM150 143H151V142H150ZM179 143H180V142H179ZM185 143H184L183 145H185ZM215 143H217V142H215ZM64 144H65V145H64V148H63V149H68L67 146H66V143H64ZM68 144H70V147H71L72 142H71V143H68ZM83 144H84V143H83ZM100 144H101V143H100ZM120 144H121V143H120L119 141H115L114 139H107L106 144H104L105 146L108 145V147H110V149H111V150L108 151L109 153L107 154V155H109V157H108V162L110 161L111 163H109V164H111V165H113V164L116 165L115 163H116L117 160L114 159V156H117V155H115L117 152L115 151V148H117V145H120ZM134 144H135V143H134ZM151 144H152V143H151ZM151 144H150V145H151ZM156 144H157V143H156ZM187 144L185 145L186 147H187ZM195 144H196V142H195ZM199 144H200V143H199ZM201 144H202V143H201ZM201 144H200V145H201ZM204 144H203V147H204ZM221 144H222V143H221ZM3 145H4V144H3ZM80 145H81V144H80ZM80 145H79V146H80ZM192 145H193V144H192ZM206 145H207V144H206ZM210 145H211V144H210ZM215 145H216V144H215ZM217 145H218V144H217ZM217 145H216V146H217ZM223 145H224V144H223ZM256 145H257V146H256ZM59 146H60V145H59ZM59 146H58V147H59ZM65 146H66V147H65ZM77 146H78V143H77ZM77 146L75 145V147H77ZM129 146H130V144H129ZM132 146H134V145H132ZM136 146H137V145L135 144L134 147H136ZM153 146H154V144H153ZM213 146H214V145H213ZM219 146H220V145H219ZM244 146H243V147H244ZM58 147H57V148H58ZM60 147H61V146H60ZM62 147H63V146H62ZM73 147H74V146H73ZM81 147L83 148V146H81ZM118 147H119V146H118ZM120 147H121V145H120ZM120 147H119V148H120ZM154 147H156V145H155ZM183 147H184V146H183ZM186 147H185V148H186ZM205 147H206V146H205ZM205 147H204V149H205ZM210 147H211V146H210ZM246 147H245V148H242V147H241V148H242V149H246ZM2 148H3V146H2ZM32 148H33V147H32ZM57 148H56V150H57ZM79 148H80V147H79ZM102 148H103V146H102ZM119 148H118V149H119ZM130 148H131V146H130ZM156 148H157V147H156ZM185 148H183V150H184ZM208 148H209V147H207V150H208ZM214 148H215V147H214ZM214 148H212V150H211L212 153L214 152V150H213ZM217 148H218V147H217ZM219 148H220V147H219ZM223 148H225V147H223ZM223 148L221 147V150H222ZM226 148H225V149H226ZM236 148H237V146H236ZM249 148H250V147H248V149H249ZM104 149H106V147H105ZM135 149H138V148L136 147ZM139 149H142V148H139ZM139 149H138V150H139ZM146 149H147V148H146ZM188 149H189V147H188ZM188 149H185V151L188 150ZM232 149H234V148H232ZM248 149H246V150H248ZM58 150H60V149H58ZM69 150H70V149H69ZM81 150H82V149H81ZM85 150H86V147H85V149H84L83 151L85 152ZM113 150L116 152L115 154H114V151H113ZM116 150H117V149H116ZM132 150H133V148H132ZM183 150H181V152H182ZM205 150H206V149H205ZM227 150H226V151H227ZM249 150H251V149H249ZM255 150H256V149H255ZM45 151H47V153H48V151H51L50 153H52V154H51L52 157L48 158V155H47L46 158H48V160H49V159H51V160H50V163H49L48 168L45 169V170H43L44 168H42V167H43L44 165L42 166V164H40V163H42L43 161L40 162V163H39L38 161H39V157H40V155L43 154V152H45ZM66 151H67V150H66ZM74 151H75V150H74ZM76 151H77V150H76ZM76 151H75V152H76ZM83 151H82V152H83ZM117 151H118V150H117ZM136 151H137V150H136ZM140 151H141V150H140ZM144 151H145V150H144ZM144 151H142V153H143ZM155 151H156V150H155ZM155 151H154V152H155ZM185 151H183V153H185ZM188 151H189V150H188ZM201 151H202V148H201V150H200L199 152L202 153ZM208 151H209V150H208ZM222 151H223V150H222ZM222 151H221V152H222ZM234 151H236V149H235ZM55 152H56V151H55ZM60 152H61V151H60ZM106 152H107V150H106ZM118 152H119V151H118ZM133 152H134V151H133ZM138 152H139V151H138ZM138 152H137V153H138ZM147 152H148V150H147ZM147 152L144 153L146 156L148 155ZM156 152H157V151H156ZM156 152H155L154 154H155V155H158V154H156ZM158 152H159V151H158ZM204 152H205V151L203 150V153H204ZM221 152H220V154H221ZM228 152H229V150H228ZM249 152H250V151H249ZM251 152H252V151H251ZM251 152H250V153H251ZM262 152H263V151H262ZM262 152H261V153H262ZM25 153H26V152H25ZM50 153H49V154H50ZM68 153H69V152H68ZM77 153H81V151H79V152H77ZM112 153H113V154H112ZM137 153H136V155L140 154V153H138V154H137ZM148 153H149V152H148ZM183 153H181V154L183 155ZM236 153H239V151L237 150ZM240 153L242 154V152H240ZM244 153H246V152H244ZM250 153H249V154H250ZM261 153H260V154H261ZM263 153H264V152H263ZM20 154H21V153H20ZM83 154H84V153H83ZM159 154H160L159 156L162 155L160 152H159ZM222 154H223V153H222ZM226 154L228 155V153H226ZM230 154H233V152H231ZM247 154H248V153H247ZM251 154H252V153H251ZM256 154L260 156V154H258V153H256ZM256 154L254 153L255 156H256ZM45 155H46V154H45ZM74 155H75V154H74ZM132 155H134V153H132ZM136 155H134L133 157L136 158V157H140V156H141V154H140V156H139V155L136 156ZM184 155H185V154H184ZM202 155H203V154H202ZM204 155H205V154H204ZM206 155H207V154H206ZM210 155H212V154L210 153ZM210 155H209V152H208V156H210ZM245 155H246V154H244V156H245ZM261 155H262V154H261ZM17 156H18L17 158H20L19 155H17ZM42 156H43V155H42ZM42 156H41V157H42ZM84 156H85V155H83V157H84ZM149 156H150V154H149ZM149 156H148V157H149ZM162 156H163V155H162ZM185 156H186V155H185ZM223 156H224V155H223ZM232 156H233V155H232ZM250 156H252V155H250ZM262 156H263V155H262ZM14 157H16V156H14ZM74 157H75V159H76V155L73 156V158H74ZM80 157H81V156H80ZM131 157H132V156H131ZM144 157H145V156H144ZM225 157H227V156H225ZM17 158H16V159H17ZM84 158H85V157H84ZM135 158H134V160H135ZM150 158H151V159H150ZM160 158H161V157H160ZM200 158H201V154H200ZM210 158H212V156H211ZM210 158H209V160H210ZM227 158H228V157H227ZM227 158H226V159H227ZM238 158H239V157H238ZM241 158H242V157H241ZM243 158H244V157H243ZM247 158H248V157H247ZM247 158L245 157L244 160L247 161V160H246ZM259 158H260V157H259ZM259 158H256V159H259ZM69 159H70V158H69ZM71 159H72V158H71ZM71 159H70V160H71ZM81 159H82V158H81ZM81 159H79V160H81ZM106 159H107V158H106ZM137 159H138V158H137ZM137 159H136V160H137ZM139 159H140V158H139ZM149 159H150V161H152V162H150V164H151V163H154V162L156 161L155 157H153V158H152V157H149ZM181 159L185 160L184 157L181 158ZM218 159H219V158H218ZM260 159H262V158H260ZM13 160H15V158H14ZM70 160H69V161H70ZM73 160H74V159H73ZM73 160H71V161L73 162ZM114 160H115V163H114ZM131 160H132V158H131ZM144 160H145V158H144ZM147 160H148V158H147ZM147 160L144 161V162H149V161H147ZM183 160H182V161H183ZM196 160H197V158H196ZM236 160H237V159H236ZM251 160H252V159H251ZM253 160H255V159L253 158ZM71 161H70V162H71ZM83 161H84V160H83ZM139 161H141V160H139ZM157 161L159 162V160H157ZM237 161H238V160H237ZM245 161H244V162H245ZM15 162H16V161H15ZM15 162H14V163H15ZM77 162H78V159L75 160V161L73 162L72 166L75 165ZM112 162H113V164H112ZM158 162H157V163H158ZM207 162H208V161H207ZM218 162L220 163V161L218 160L216 164H218ZM224 162H225V161H224ZM251 162H252V161H251ZM259 162H260V161H259ZM261 162H262V161H261ZM80 163H81V165L83 164V162H80ZM80 163H79V164H80ZM159 163H164V162H163V161H160ZM159 163H158V164H159ZM195 163H196V162H195ZM225 163H227V162H225ZM254 163H255V162H254ZM257 163H258V160H257ZM257 163H255V164H257ZM43 164H44V163H43ZM47 164H48V162H47ZM47 164H46V165H47ZM70 164H71V163H70ZM79 164H78V165H79ZM97 164H98V163H97ZM130 164H131V163H130ZM144 164H146V163H144ZM150 164H149V165H150ZM154 164H155V163H154ZM158 164H157V165H158ZM233 164H234V163H233ZM233 164H232V165H233ZM13 165H14V164H13ZM157 165H154V167L156 166V170H158L157 167L159 166V165H158V166H157ZM204 165H206V164H205V161H204ZM223 165H224V164H223ZM234 165H236V164H234ZM250 165H252V164H250ZM261 165H262V164H261ZM66 166H68V165H66ZM76 166H77V165H76ZM117 166H118V163H117ZM152 166H153V165H152ZM152 166L150 165V168H151ZM160 166H161V165H160ZM160 166H159V167H160ZM182 166H183V165H182ZM214 166H215V165H214ZM216 166H218V165H216ZM225 166H226V165H225ZM236 166H237V165H236ZM236 166H233V167L230 166V168H231V167H232V168H234V167L236 168ZM243 166H245V165H243ZM252 166H253V165H252ZM259 166H260V165H259ZM263 166H264V165H263ZM63 167H64V166H63ZM84 167H85V166H84ZM154 167H153L152 169H154ZM197 167H198V166H197ZM200 167H201V165H200ZM219 167H220V166H219ZM238 167H239V166H238ZM246 167H247V165H246ZM254 167H256V166H254ZM118 168H119V167H118ZM120 168H121V167H120ZM140 168H142V166H141ZM182 168H183V167H182ZM215 168H216V167H215ZM232 168H231V169H232ZM235 168H234V171H236L235 174H236L237 177H238V176H240V174H237V172H238L239 169H238V168L235 169ZM242 168H244V167H242ZM247 168H248V167H247ZM247 168H246V169H247ZM252 168H253V167H252ZM252 168H251V169H252ZM63 169H64V168H63ZM113 169H114V168H112V170H113ZM143 169H145V168L143 167ZM143 169H142V170H143ZM196 169H198V168H196ZM204 169H205V168H204ZM244 169H245V168H244ZM257 169H258V167H257ZM260 169H261V168H260ZM11 170H12V168H11ZM65 170H66V169H65ZM74 170H75V169H73V171H74ZM83 170H84V169H83ZM110 170H111V169H110ZM110 170H109V172H110ZM114 170H115V169H114ZM114 170H113V171H114ZM116 170H117V167H116ZM119 170H120V169H119ZM129 170H130V169H129ZM156 170H153V171H156ZM162 170H163V169H162ZM198 170L200 171V169H198ZM198 170H197V171H198ZM201 170L203 171V169H201ZM213 170H214V168H213ZM215 170H216V169H215ZM217 170H219V169L217 168ZM232 170H233V169H232ZM63 171H64V170H63ZM113 171L110 172V173H113ZM143 171H145V170H143ZM150 171H151V170H150ZM153 171H151V173H152ZM193 171H194L195 174H196V170H193ZM250 171H252V170H250ZM257 171H258V170H257ZM257 171H256V172H257ZM74 172H76V170H75ZM115 172H116V171H115ZM181 172H182V171H181ZM212 172H213V171H212ZM222 172H223V171H222ZM245 172H246V171H245ZM259 172H260V171H259ZM261 172H263V169L261 170ZM70 173H71V172H70ZM70 173H69V174H70ZM77 173H78V172H77ZM83 173H84V172H83ZM167 173H168V172H167ZM217 173H219V172H217ZM223 173H224V172H223ZM223 173H222V174H223ZM230 173H231V172H230ZM238 173H240V171H239ZM247 173H249V170H248ZM247 173H246V174H247ZM257 173H258V172H257ZM257 173H254L253 177H254V176L256 177L255 174H257ZM107 174H109L108 171H107ZM114 174H115V173H114ZM119 174H120V173H119ZM135 174H136V173H135ZM135 174H134V175H135ZM138 174L141 175V173H139V170H138V173L136 174V176H138ZM149 174H150V173H149ZM156 174H158V173L155 172V175H156ZM215 174H216V173H215ZM232 174H234V173H232ZM241 174H242V173H241ZM258 174H259V173H258ZM9 175H10V176H9ZM116 175H118V172H117ZM144 175H145V174H144ZM226 175H227V174H226ZM229 175H230V174H229ZM236 175H235V176H236ZM243 175H244V174H243ZM260 175H262V174H260ZM260 175H259V176H260ZM191 176H192V175H191ZM202 176H203V174H202ZM232 176H233V175H232ZM232 176H231V177H232ZM235 176H233V177H235ZM76 177H78V176H76ZM76 177H74V178H76ZM111 177H112V176H111ZM134 177H135V176H134ZM237 177H236V178H237ZM253 177L251 176L252 179H255V178H253ZM261 177H262V176H261ZM263 177H264V176H263ZM74 178H72V180H74ZM82 178H83V177H82ZM149 178H150V177H149ZM149 178H148V179H149ZM214 178H215V177H214ZM214 178H213V179H210V183L212 182V183L210 184V186H211L212 184H216V183H214L213 181L217 182V181H216L217 179L214 180ZM257 178H259V177H257ZM78 179H79V178H78ZM134 179H135V178H134ZM144 179H145V178H144ZM148 179H146L147 182L149 181ZM199 179H200V178H199ZM229 179H232V178H229ZM233 179H234V178H233ZM233 179H232L231 183L233 182ZM243 179H244V178H243ZM252 179H251V180H252ZM81 180H82V179H81ZM131 180H132V179H131ZM155 180H156V179H155ZM224 180H225V179H224ZM237 180H238V179H237ZM150 181H151V179H150ZM226 181H228V179H226ZM226 181H223L222 183H226ZM229 181H230V180H229ZM253 181H255V180H253ZM253 181H251V182H252V183H255V182H253ZM134 182H135V181H134ZM137 182H138V181H137ZM137 182H136V183H137ZM144 182H145V181H144ZM151 182H152V181H151ZM151 182H150V183H151ZM187 182H189V181H187ZM199 182H201V181H198L197 185L199 184ZM237 182H238V181H237ZM251 182L249 181V183H251ZM73 183H74V182H73ZM130 183H133V181H132V182L130 181ZM136 183H135V184H136ZM139 183H140V182H139ZM152 183H153V182H152ZM156 183H157V182H156ZM234 183H235V185H236V180H234ZM234 183H232V185H229L228 188H229L230 190H228V192L233 190V188L235 187V186H233ZM259 183H261V182H259ZM263 183H264V182H263ZM128 184H129V182H128ZM142 184H143V183H142ZM145 184H146V183H145ZM154 184H155V183H154ZM195 184H196V183H195ZM207 184H208V183H207ZM242 184H243V183H242ZM246 184L248 185V183H246ZM255 184H257V182H256ZM3 185H4V186H3ZM23 185L25 186V188H22ZM87 185H88V183H87ZM90 185H91V184H90ZM110 185H111V184H110ZM110 185H109V186H110ZM129 185L132 187L134 184H133V185L129 184ZM129 185H128V186H129ZM201 185H202V184H201ZM224 185H225V184H224ZM224 185H223V186H224ZM261 185H262V184H261ZM29 186H30V187H29ZM140 186H141V185H140ZM142 186H143V185H142ZM144 186H146V185H144ZM149 186L151 187V185H149ZM156 186L158 187L157 184H156ZM156 186L154 185V187H156ZM198 186H199V185H198ZM198 186H197V187H198ZM202 186H203V185H202ZM216 186H217V185H216ZM230 186L233 187V188L231 189ZM257 186H258V185H257ZM78 187H79V186H78ZM78 187L76 188V190L78 189ZM91 187H93V186H91ZM91 187H90V188L88 187L89 190L91 189L90 191H92L93 188H95L96 186L93 187V188H91ZM197 187H196V189H197ZM212 187H213V186H212ZM212 187H211V188H212ZM217 187H219V185H218ZM221 187H222V186H221ZM240 187H243V186L241 185ZM252 187L255 188V185H252ZM260 187H261V186H260ZM262 187H264V185H262ZM18 188H19L20 190H18ZM32 188H31L30 190H32ZM110 188H111V187H110ZM144 188L146 189V187H144ZM148 188H149V187H148ZM148 188H147V189H148ZM152 188H153V187H152ZM152 188H151V189H152ZM186 188H187V187H186ZM213 188L216 189L215 186H214ZM225 188H226V187H225ZM236 188H237V186H236ZM247 188H248V187H247ZM48 189H50L51 191L49 190V191H50V195L47 196V194H48L47 190H48ZM79 189L81 190V188H79ZM140 189H143V187L140 188ZM157 189H158V188H157ZM157 189L155 188V193H154L155 195L151 196V197H153V199H154V197L158 194V193L156 192V191H158ZM209 189H210V187H209ZM217 189H218V188H217ZM217 189H216V191H217ZM248 189H249V188H248ZM248 189H247V190H248ZM250 189H252V191H254L253 188H250ZM257 189H259V188H257ZM28 190H29V189H28ZM87 190H88V189H87ZM109 190H110V189H109ZM135 190H136V188H135ZM138 190H139V189H138ZM143 190H144V189H143ZM143 190H142V191H143ZM234 190H235V189H234ZM234 190H233V191H234ZM242 190H243V192H242V191H241V192L239 191V192H240V194L243 193V196H244V198L246 197V198H245V200H246L248 196H245V192H246L247 190H246V189H245V191H244V189H242ZM33 191H35V190H33ZM85 191H86V190H85ZM136 191H137V190H136ZM146 191H147V190H146ZM153 191H154V189H153ZM171 191H172V190H171ZM197 191H198V190H197ZM213 191H214V190H213ZM235 191H237V189H236ZM235 191H234V192H235ZM250 191H251V190H250ZM252 191H251V193H252ZM260 191H261V190H259V192H260ZM169 192H170V191H169ZM237 192H238V191H237ZM247 192H248V191H247ZM247 192H246V193H247ZM254 192H255V191H254ZM257 192H258V190H257ZM259 192H258V193H259ZM24 193H26L25 190H24ZM36 193H37V192H36ZM38 193H39V192H38ZM75 193H76V192H75ZM137 193H138V192H137ZM140 193H141V191H140ZM148 193H151V192H148ZM156 193H157V194H156ZM192 193H193V192H192ZM195 193H196V192H195ZM204 193H205V192H204ZM210 193H211V190H210ZM210 193L208 192L207 194H210ZM212 193H213V192H212ZM230 193L233 194V192H230ZM235 193H236V192H235ZM73 194H74V193H73ZM89 194H90V193H89ZM92 194H93V191H92ZM92 194H91V195H92ZM135 194H136V193H135ZM135 194H134V195H135ZM141 194H142V193H141ZM144 194L146 195L145 192H144ZM152 194H153V193H152ZM152 194H151V195H152ZM207 194H206V195H207ZM231 194H230V195H231ZM254 194H255V193H254ZM262 194H263V193H262ZM68 195H69V196H68ZM81 195H82V194H81ZM81 195L79 194L80 197H82ZM83 195H84V194H83ZM136 195H137V194H136ZM138 195H139V193H138ZM158 195H159V194H158ZM190 195H191V194H190ZM211 195H213V194H211ZM211 195H208V196H211ZM227 195H228V194H227ZM227 195H226V196H227ZM251 195H252V194H251ZM255 195H256V194H255ZM46 196H47V197H46ZM71 196H72V195H71ZM101 196H102V195H101ZM132 196H133V195H132ZM142 196H143V195H142ZM191 196H192V195H191ZM239 196H240V195H239ZM239 196H238V197H239ZM243 196H242V197H243ZM252 196H253V195H252ZM252 196H250V197H252ZM259 196H261V195L253 196L254 200H255V199H258ZM40 197H41V195H40ZM90 197H91V196H89L88 198H90ZM96 197H97V196H96ZM133 197H134L135 202H136V198H135V196H133ZM133 197H131V198L133 199ZM144 197H145V196H144ZM157 197H158V196H157ZM213 197L215 198V196L209 197V200H211L210 198H213ZM263 197H264V196H262V198H263ZM25 198H26V195H25ZM55 198H56V199H55ZM71 198H74V199H75L74 195H73V197H71ZM77 198H78V197H77ZM82 198L84 199V196H83ZM88 198H87V200H88ZM92 198H94V196H93ZM92 198H91V199H92ZM141 198H142V197H141ZM158 198H159V197H158ZM168 198H170V197H168ZM193 198H194V197H193ZM217 198H218V197H217ZM259 198H261V197H259ZM53 199H55V200H53ZM78 199H79V198H78ZM80 199H81V198H80ZM85 199H86V198H85ZM134 199H133V202H134ZM139 199H140V198H139ZM151 199H152V198H151ZM151 199H149V200H151ZM183 199H184V198H183ZM205 199H206V198H205ZM231 199H232V198H231ZM236 199H237V198H236ZM236 199L234 200V196H233V201H234L235 206H236V202L238 201V200L236 201ZM248 199H249V198H248ZM62 200H61L60 202H62ZM87 200H85V201H87ZM104 200H105V199H104ZM119 200H120V199H119ZM142 200H143V198H142ZM147 200H148V199H147ZM167 200H168V199H167ZM245 200H244V201H245ZM263 200H264V199H262L261 201H263ZM85 201H83V202H85ZM93 201H94V200H93ZM129 201H130V200H129ZM131 201H132V200H131ZM131 201H130V203H131ZM138 201H139V200H138ZM193 201H194V200H193ZM206 201H207V202H206ZM211 201H213V199H212ZM233 201H231V202H233ZM235 201H236V202H235ZM67 202H68V201H67ZM71 202L73 203V201H71ZM80 202H81V201L79 200V203H80ZM89 202H90L91 204H93L92 201H89ZM118 202H119V201H118ZM205 202L208 203V199H206ZM209 202H210V201H209ZM225 202H226V201H225ZM227 202H229V201H227ZM231 202L228 203V205H229V206L227 207L228 209H229L230 206H231V204H230ZM252 202H253V201H252ZM252 202H251V203H252ZM55 203H56V202H55ZM55 203H54L53 205H55ZM69 203H70V201H69ZM69 203H68V204H69ZM74 203H75V202H74ZM76 203H77V202H76ZM79 203H78V204H79ZM85 203H86V202H85ZM113 203H116V202L114 201ZM113 203H112V204H113ZM119 203H120V202H119ZM141 203H143V202L141 201ZM141 203H140V204H141ZM149 203H150V202H149ZM168 203H170V202L168 201ZM191 203H192V202H190V204H191ZM246 203H247V202H246ZM255 203H256V202H255ZM258 203H259V200H258ZM258 203H257V204H258ZM2 204H3V203H2ZM68 204H67V205H68ZM152 204H154V203H152ZM152 204H151V206H152ZM208 204H209V203H208ZM225 204H226V203H225ZM260 204H261V203H260ZM4 205H5V204H4ZM57 205H58V204H57ZM62 205H63V204H62ZM75 205H76V204H75ZM80 205H81V203H80ZM86 205L89 206L90 204L87 203ZM114 205H115V204H113L112 207H114L115 210H116V207H115ZM126 205H127V204H126ZM126 205H125V206H126ZM149 205H150V204H149ZM216 205H217V204H216ZM232 205H233V204H232ZM251 205H254V204L252 203ZM8 206H9V205H8ZM51 206H52V205H51ZM63 206H64V205H63ZM71 206H72V205H71ZM71 206H70V207H71ZM94 206H95V205H94ZM116 206H118V205H116ZM130 206H132V205H130ZM130 206L128 205V209H129ZM142 206H143V205H142ZM144 206H145V205H144ZM188 206H189V205H188ZM209 206H210V205H208V207H209ZM212 206H213V205H212ZM226 206H227V205H226ZM23 207H24V206H23ZM27 207H30V205L27 206ZM59 207H61V205H60ZM70 207H69V208H70ZM100 207H101V206H100ZM166 207H167V206H166ZM203 207H206V206L203 205ZM208 207H206V209H207ZM238 207H239V206H238V203H237V208H238ZM251 207H252V206H251ZM251 207H250V208H251ZM262 207H263V206H262ZM262 207H261V208H262ZM7 208H8V207H7ZM43 208H44V206H43L42 208H41V206H40V207H39V206H36V207H35V210H30V211H32V212L28 215V217H27V219H26V226L23 228V230H24V229H26V230H27V229H30V227L37 228L38 230H39V229H42V226H44V225H42V222H41L40 220H37V217L40 216V215L42 214V212H43ZM54 208H55V207L52 206V207L47 208L45 211H46V214L48 213L49 218H51V220L54 222V230H55V229L60 228V225H59L60 222H59V220L57 219L56 210H55ZM63 208H64V207H63ZM74 208H76V206H75ZM89 208L91 209L92 206L90 205ZM95 208L98 209L97 205L95 206ZM118 208H119V207H118ZM124 208L126 209L127 207H124ZM136 208H137V207H136ZM136 208H135V209H136ZM141 208H142V207H141ZM146 208H148V207H146ZM156 208H157V206H156ZM156 208H154V209H156ZM188 208H189V207H188ZM209 208H210V207H209ZM231 208H232V206H231ZM233 208H235V207H233ZM254 208H256V206H254ZM263 208H264V207H263ZM44 209H45V208H44ZM56 209H57V208H56ZM78 209H79V210L75 209V211L77 210L78 213H81L80 210L85 209V206H84V207H83V206L78 207ZM112 209H113V208H112ZM125 209H124V210H125ZM143 209H144V208H143ZM148 209H149V208H148ZM204 209H205V208H204ZM206 209H205V214L207 213ZM57 210H58V209H57ZM60 210H61V209H60ZM72 210H73V208H72ZM85 210H86V209H85ZM109 210H111V209H109ZM113 210H114V209H113ZM113 210H112V211H113ZM126 210H127V209H126ZM137 210H138V209H137ZM146 210H147V209H146ZM146 210H145V211H146ZM158 210H159V209H158ZM163 210H164V209H163ZM191 210H192V209H191ZM230 210H231V209H230ZM232 210H233V209H232ZM234 210H235V209H234ZM258 210H259V208L257 209V211H258ZM45 211H44V212H45ZM77 211H76V212H77ZM79 211H80V212H79ZM112 211H111V213H112ZM130 211H131V210H130ZM148 211L150 212V210H147L146 212H148ZM151 211H152V209H151ZM226 211H227V209H226ZM226 211H223V214H224V212H226ZM237 211H238V210H236L234 213H237ZM263 211H264V210H263ZM263 211H262V212H263ZM44 212H43V213H44ZM70 212H71V210H69V213H70ZM82 212H83V211H82ZM87 212H88V211H87ZM91 212H93V211H91ZM91 212H90V213H91ZM117 212H118V211H117ZM117 212H115V213H117ZM125 212H126V211H124L123 213H125ZM132 212H134V211H132ZM154 212H155V211H154ZM156 212H157V211H156ZM251 212H252V211H251ZM6 213H8V212H6ZM63 213H64V212H63ZM88 213H89V212H88ZM109 213H110V212H109ZM127 213L129 214V211H128ZM142 213H143V212H142ZM142 213H141V214H142ZM158 213H159V212H158ZM221 213H222V211H221ZM221 213H220V214H221ZM228 213H229V212H228ZM231 213H232V211H231ZM260 213H261V212H260ZM73 214H74V212H73ZM76 214H77V213H76ZM125 214H126V213H125ZM141 214H140V215H141ZM143 214H144V213H143ZM153 214H154V216H155V213H153ZM183 214H184V213H183ZM187 214H188V213H187ZM187 214H185V215L187 216ZM205 214H204V215H205ZM208 214H209V213H208ZM255 214H256V213H255ZM8 215H9V214H8ZM67 215H68V213H67ZM78 215H81V214H78ZM83 215H84V214H82V216H83ZM138 215H139V214H138ZM138 215H137V216H138ZM145 215H146V214H145ZM147 215H148V213H147ZM151 215H152V214H151ZM151 215H149V216H151ZM172 215H173V214H172ZM202 215H203V214H202ZM204 215H203V216H204ZM221 215H222V214H221ZM228 215H229V214H228ZM252 215H253V214H251V217H252ZM17 216H18V215H17ZM42 216H43V215H42ZM71 216H72V215H71ZM73 216H75V215H73ZM76 216H77V215H76ZM82 216H81V217H82ZM107 216H109V215H107ZM125 216H127V214H126ZM130 216H131L132 220H131ZM133 216H134V215H133ZM133 216H132V215H129V217L127 216L128 219L130 218V222L133 221ZM137 216H134V217H137ZM223 216H224V215H223ZM229 216H230V215H229ZM231 216H232V215H231ZM231 216H230V218H231ZM253 216H254V215H253ZM256 216H258V215H256ZM259 216L262 217V216H264V215H263V214H262V215L260 214ZM63 217H64V215H63ZM66 217H67V216H66ZM77 217H78V216H77ZM81 217H80L78 220H76V218L74 217V220L79 221V220H81ZM123 217H124V214H123ZM127 217L125 218V220H127ZM138 217H139V216H138ZM144 217H146V216H144ZM151 217H153V216H151ZM158 217H159V216H158ZM188 217H189V216H188ZM221 217H222V216H221ZM224 217H225V219H226V216H224ZM224 217H222V219H224ZM4 218H6V217H4ZM13 218H14V216H13ZM49 218H48V219H49ZM58 218H59V216H58ZM64 218H65V217H64ZM146 218H147V217H146ZM156 218H157V214H156ZM227 218H229V217H227ZM233 218H234V217H233ZM236 218H237V217H236ZM252 218H253V217H252ZM252 218H251V220H252ZM14 219H15V218H14ZM68 219H69V218H68ZM71 219H72V218H71ZM88 219H89V218H88ZM109 219H110V218H109ZM137 219H139V218H137ZM141 219H142V221H143L145 218H141ZM152 219H153V222H152V223H155V225H156V222L158 221V219H157L156 221L154 220V218H152ZM190 219H191V218H190ZM222 219L220 218L219 221H221ZM225 219H224V221L222 220V221L224 222V223L222 222L223 224H225V223H226V220H228V219H226V220H225ZM238 219H239V216H238ZM261 219H262V218H260L258 221H261ZM4 220H5V219H4ZM33 220H35L36 222H33ZM49 220H50V219H49ZM65 220H66V219H65ZM74 220H73V221H74ZM106 220H108V219L106 218ZM230 220H231V219H230ZM234 220H236V219H234ZM1 221H2V220H1ZM63 221H64V220H63ZM66 221H67V220H66ZM69 221L71 222V220H69ZM104 221H105V220H104ZM109 221H110V220L106 221V223L109 222ZM121 221H122V220H121ZM142 221H139V222H140L139 225H142V226H143V223H144V222H145L146 224H147V222H148V221L146 222V220H145L144 222H142ZM154 221H155V222H154ZM228 221H229V220H228ZM228 221H227V222H228ZM240 221H241V220H240ZM240 221H239V223L242 222V221H241V222H240ZM252 221H253V220H252ZM262 221H263V220H262ZM2 222H3V221H2ZM7 222H8V221H7ZM31 222H33V226H30V225H31ZM49 222H50V221H49ZM74 222H75V221H74ZM110 222H111V221H110ZM127 222L129 223V221H127ZM133 222H134V221H133ZM135 222H136V221H135ZM135 222H134V223H135ZM150 222H151V219H150ZM205 222H206V221H205ZM231 222H232V221H231ZM248 222H250V219L247 221V223H248ZM263 222H264V221H263ZM43 223H44V222H43ZM84 223H85V222H84ZM128 223H127V224H128ZM136 223H137V222H136ZM152 223H151V224H152ZM188 223H189V222H188ZM229 223H230V222H229ZM239 223H238V224H239ZM251 223L253 224V222H251ZM251 223H250V224H251ZM254 223H255V222H254ZM261 223H262V222H261ZM4 224H5V223H2L3 226L0 225V231L6 232V230L8 231V229L10 228V226L7 225V226H9L8 229H7L6 224H5V225H4ZM51 224H53V223H51ZM71 224H73V223H71ZM78 224H79V222H78ZM100 224H101V223H100ZM102 224H103V222H102ZM102 224H101V227H103ZM124 224H125V223H124ZM201 224H202V223H201ZM207 224H208V223H207ZM234 224H235V221H234ZM238 224H237V226H238ZM248 224H249V223H248ZM252 224L250 225L251 227H253ZM256 224H257V223H256ZM256 224H255V225H256ZM73 225H74V224H73ZM73 225H72V227H73ZM104 225L108 226V225L105 224V223H104ZM139 225H138V226H139ZM148 225H150L149 222H148ZM244 225H245V224H244ZM255 225H254V226H255ZM50 226L52 227V225H50ZM70 226H71V225H70ZM135 226H137V224H136ZM211 226H213V225H210V227L207 226L208 229L211 228ZM222 226H223V225H222ZM222 226H221V227H222ZM231 226H232V224H231ZM240 226H241V225H240ZM240 226H239V228H241ZM256 226H257V225H256ZM51 227H50V228H51ZM64 227H65V226H64ZM72 227H71L70 229H71V230H74V229H72ZM104 227H105V226H104ZM104 227H103V228H104ZM109 227H112V228L109 229L110 232H111V234H112L113 231H114V230H113V231L111 230V229H113V226L109 224ZM114 227H115V226H114ZM123 227H124V226H123ZM143 227L146 228V226H143ZM147 227H149V226H147ZM218 227H219V226H218ZM223 227H224V226H223ZM235 227H236V225H235ZM247 227H248V225H247ZM259 227H260V226H259ZM61 228H62V227H61ZM61 228H60V230H61ZM106 228H108V227H106ZM116 228H117V227H116ZM132 228L134 229V227H132ZM145 228H144V231H143V232L147 231V230H145ZM214 228H215V227H214ZM214 228H213V231H214V230L217 231L218 228H216V229H214ZM228 228H229V225H228ZM228 228L226 227V229H228ZM253 228H254V227H253ZM261 228H263V227H261ZM43 229H44V228H43ZM51 229H52V228H51ZM65 229H66V228H65ZM121 229H122V228H121ZM149 229H151V228H149ZM186 229H187V228H186ZM205 229H206V228H205ZM211 229H212V228H211ZM224 229H225V228H224ZM226 229L223 230V233H222L221 231H220V232H221L222 234L227 235L226 237H230V236L232 235V233H231V232L229 233L228 230L226 231ZM232 229H233V228H232ZM236 229H238V228H236ZM245 229H246V228L243 227L242 230H245ZM258 229H259V228H257V230H258ZM263 229H264V228H263ZM31 230H32V229H31ZM71 230H70V231H71ZM101 230L105 231L104 229H101ZM142 230H143V229L140 228V227H139V228H136V229H135L136 232H133V231H132V232H133V235L131 236V238L135 235V237H136V236L138 237L137 239H139V238L143 239L144 237L140 234V233H142V232H140V231H142ZM189 230H190V229H189ZM218 230H219V229H218ZM229 230H230V229H229ZM248 230H249V228H248ZM259 230H260V229H259ZM261 230H262V229H261ZM261 230H260V231H261ZM29 231H30V230H29ZM42 231H43V230H42ZM63 231H64V230H63ZM130 231H131V230H130ZM186 231H188V230H186ZM209 231H210V230H209ZM239 231H240L239 233L242 234L240 229H239ZM24 232H25V231H24ZM26 232H27V231H26ZM37 232H39V231H37ZM37 232H36V233H37ZM96 232H97V231H96ZM132 232H131V234H132ZM147 232H148V231H147ZM149 232H150V231H149ZM201 232H202V231H201ZM247 232H248V231H247ZM249 232H250V231H249ZM251 232H252V231H251ZM28 233H29V232H28ZM30 233H31V232H30ZM108 233H109V231H108ZM114 233H115V232H114ZM211 233H212V232H211ZM211 233H210V235H211ZM217 233H218V232H217ZM217 233H216V234H217ZM234 233H235V232H233V234H234ZM239 233H235V234H239ZM26 234H27V233H26ZM38 234H40V232H39ZM131 234H130V235H131ZM143 234H145V233H143ZM149 234H150V236H151V233H149ZM149 234H148V235H149ZM222 234H221V236H222ZM235 234H234V235H235ZM256 234H257L258 236H260V233H259V234L256 233ZM262 234H264V233H262ZM4 235H5V233H4ZM27 235H28V234H27ZM35 235H36V234H35ZM35 235H34V236H35ZM40 235H41V234H40ZM62 235H63V233H62ZM94 235H95V234H94ZM94 235H93V236H94ZM106 235H108V234H106ZM113 235H115V234H113ZM138 235H140L141 237L138 236ZM146 235H147V234H146ZM146 235H144V236H146ZM158 235H159V234H158ZM169 235H170V234H169ZM201 235H202V234H201ZM201 235H200V236H201ZM217 235H219V233H218ZM34 236H33V238H34ZM36 236H37V235H36ZM93 236H92V237H93ZM159 236H160V235H159ZM171 236H172V235H171ZM213 236H215V232H213L212 237H213ZM235 236H236V235H235ZM235 236H234V237H235ZM238 236H239V235H238ZM240 236H241V235H240ZM5 237H6V236H5ZM24 237H25V235H24ZM40 237H41V236H40ZM62 237H64V236H62ZM67 237H68V236H67ZM92 237H91V238H92ZM135 237H134V238H135ZM146 237H148V236H146ZM151 237H152V238H151V239H152V242H154V241H153V238H155V237H153V236H151ZM210 237H211V236H210ZM224 237H225V236H224ZM242 237H243V236H241V238H242ZM255 237H256V236H255ZM28 238H31V237H30V234H29V237H28ZM33 238H32V239H33ZM107 238H108V237H107ZM129 238H130V237H129ZM149 238H150V237H149ZM156 238H157V237H156ZM158 238H161V237H158ZM172 238H173V237H172ZM230 238H231V237H230ZM230 238H229V239H230ZM236 238L239 239V237H236ZM241 238H240V239H241ZM246 238H247V237H246ZM249 238H250V237H249ZM262 238H263V237H262ZM262 238H261V240L263 241L264 239H262ZM35 239H37V238L35 237ZM39 239H40V238H39ZM39 239H38V240H39ZM151 239H150V240H151ZM216 239H217V237H216ZM229 239H228V240H229ZM243 239H244V238H243ZM254 239H255V238H254ZM29 240H31V239H29ZM89 240H90V239H89ZM150 240H149V241H150ZM226 240H227V239H226ZM230 240H231V241H229V242L232 243V240H233V239L231 238ZM246 240H247V239H246ZM259 240H260V239H259ZM261 240H260V241H261ZM147 241H148V240H147ZM155 241H158V240H155ZM240 241H242V240H240ZM240 241H239V242H240ZM249 241H250V240L248 239L247 242L249 243ZM255 241H256V239H255ZM30 242L32 243V241H30ZM34 242H35V240L33 241V243H34ZM44 242H45V241H44ZM90 242H92V239L90 240ZM93 242H95V240H94ZM93 242H92V243H93ZM138 242H139V241H138ZM141 242H142V240H141ZM150 242H151V241H150ZM152 242H151V243H152ZM222 242L224 243L223 240H222ZM229 242H228L227 245L230 244ZM105 243H106V242H105ZM143 243H145V242L143 241ZM177 243H178V242H177ZM209 243H210V242H209ZM212 243H213V242H212ZM218 243H219V242H218ZM226 243H227V242H226ZM257 243H258V242H257ZM257 243H256V244H257ZM87 244H88V243H87ZM87 244H86L84 247H81V249L79 248L80 250L78 249V250H79L78 252H80V253H82V254H85V256H83V257H86V256H87L86 254H93V255H96L97 250H94V249H93V250H90V248H92V247H91V246H87ZM96 244H97V243H96ZM147 244H148V243H146V247L149 245V244H148V245H147ZM175 244H176V243H175ZM175 244H174V245H175ZM178 244H179V243H178ZM237 244H238V243H237ZM24 245H26V244H24ZM90 245H91V244H90ZM150 245H151V244H150ZM150 245H149V246H150ZM156 245H157V244H156ZM212 245H213V244H212ZM212 245H211V246H212ZM217 245H218V244H217ZM224 245H225V244H224ZM238 245H239V244H238ZM241 245H242V242H241ZM1 246H3V245H1ZM26 246H27V245H26ZM43 246H44V245H43ZM46 246H47V245H46ZM144 246H145V245H144ZM151 246H152V245H151ZM153 246H154V245H153ZM179 246H180V244H179ZM37 247H38V246H37ZM95 247H96V246H95ZM156 247H158V245H157ZM235 247H236V246H235ZM1 248H2V247H1ZM3 248H4V247H3ZM33 248H35V247H33ZM110 248H111V247H110ZM147 248H148V247H147ZM222 248H223V247H222ZM227 248H228V247H227ZM38 249H39V248H38ZM150 249H152V248H148V250H150ZM206 249H207V248H206ZM208 249H209V248H208ZM208 249H207V250H208ZM240 249H241V248H240ZM2 250H3V249H1V251H2ZM114 250H115V249H114ZM118 250H119V249H118ZM118 250H116V251H118ZM154 250H155V247H154ZM220 250H221V248H220ZM223 250H224V249H223ZM41 251H42V250H41ZM152 251H153V250H152ZM216 251H217V250H216ZM238 251H239V249H238ZM32 252H33V251H32ZM32 252H30V253H32ZM160 252H161V251H160ZM241 252H242V250H240V253H241ZM26 253H27V251H26ZM34 253H35V252H34ZM37 253H38V252H37ZM37 253H36V254H37ZM41 253H42V252H41ZM41 253H40V254H41ZM43 253H44V252H43ZM59 253H60V252H59ZM97 253H98V252H97ZM145 253H146V252H145ZM243 253H244V252H243ZM259 253H260V252H259ZM259 253H258V254H259ZM1 254H2V252H1ZM61 254H62V252H61ZM75 254L77 255V254H79V253H77V251H76ZM205 254H206V253H205ZM229 254H230V253H229ZM241 254H242V253H241ZM258 254H254V255H258ZM45 255H48V253H47V254L45 253ZM243 255H244V254H243ZM243 255H240V257L242 256L241 258H243ZM260 255H261V254H260ZM30 256H31V254H30ZM33 256H35V255H33ZM78 256H79V255H78ZM80 256H81V255H80ZM103 256H104V255H103ZM43 257H44V256H43ZM88 257H89V255H88ZM1 258H2V257H1ZM241 258H240V259H241ZM256 258H258V257H256ZM35 259H36V258H35ZM40 259H41V258H40ZM48 259H49V258H48ZM97 259H98V258H97ZM99 259H100V258H99ZM5 260H6V259H5ZM46 260H47V259H46ZM154 260H155V259H154ZM161 260H162V259H161ZM221 260H222V259H221ZM1 261H2V260H1ZM1 261H0V262H1ZM155 261H156V260H155ZM101 262H102V261H101ZM222 262H223V261H222ZM29 263H30V262H29ZM156 263H157V262H156ZM17 264H18V263H17ZM76 264H77V263H76ZM105 264H106V263H105ZM112 264H114V263H112Z\"/></svg>", "mask_w": 264, "mask_h": 264}]
</instances>
